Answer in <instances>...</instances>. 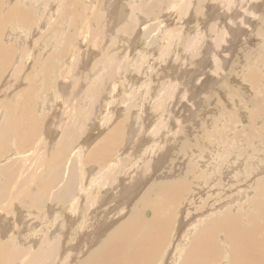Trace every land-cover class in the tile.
I'll use <instances>...</instances> for the list:
<instances>
[{
    "label": "rangeland",
    "instance_id": "rangeland-1",
    "mask_svg": "<svg viewBox=\"0 0 264 264\" xmlns=\"http://www.w3.org/2000/svg\"><path fill=\"white\" fill-rule=\"evenodd\" d=\"M13 1H15V0H13ZM33 1L35 2V0H33ZM36 1H38V0H36ZM43 1L44 0H39L38 1L39 3H41V5H40V7L38 9L40 11L39 13L42 15V18H43L42 19V23H44V24H42V26L39 25V27L41 26V28H40L41 30H40V32L38 30H36L35 34H34V37H37L39 35V33H40V35L42 34L44 36V40L47 37H50V38H52L51 42H53V45L55 43H56V45L57 44L58 45L57 46H53L51 43L49 45L48 44L49 41L47 40L46 44H48L49 47H47L43 51L41 47H40L41 48L40 49L38 46L34 45V42L32 43V41H33L32 38H29V43H28L29 47L28 48H30V50L28 48H26L25 50H21V49H19L17 47V43L15 44V42L13 40H11L9 45H12L14 43V45H13L15 47V49H14L15 52L14 53L16 55V56L12 55V57H15L17 60L14 58L15 60L12 61L13 63H10V61H9V67H11V68H8L7 70H4V71H6L5 73L3 71L4 75L1 73L3 75V77H4L3 79H2L1 74H0V77H1L0 79H2V81L0 80L1 81L0 82V85H1L0 86V94L3 93L2 90H4L5 84H6V82H7V80L9 78L12 79V77H14L13 80L17 81V84H15L14 81L12 80L13 81L12 85L8 84V90L5 91L2 95H0L2 97V101H4V104H5V108L3 106L0 109V127H1L0 128V184H1L0 185V193L2 191V193L0 195L3 194L2 197L5 196L4 198L0 197L1 198V201H0V246H4V247L7 246V247L4 248V250L5 249L8 250V252L5 250L6 253H8V256H7L8 264H13V263H11V261H13L15 263L17 262L16 264H20L21 262H22L21 264H25L26 261H28V263H30V262L34 263L35 262V259H34L35 257L32 258L33 256H31V255H33L35 252L38 253V250H40V248L42 247L41 244H43V242H46V241H44L46 237H47L46 239H48L49 235L50 236H53V235L55 236V232L53 231L52 228L54 227L53 225H55L56 222H58L59 220L56 217L54 219V216H53V219L55 221L51 218V220L48 219L49 221L47 220V221L44 222L40 218H42L44 216V214L46 216H48L50 213H52V214H54L56 216L59 215L57 217H60V214H58V212H57V211H60V210H61L60 211L61 214H62L63 211L64 212L68 211L67 213L71 212L70 208L68 207L66 209L65 205H64V204H68L70 201L66 198L67 201L64 202L63 199L65 200V198H62V200H61V198H58V197H60V196L62 197L63 191L66 190V185L73 181V177L75 178V183L72 185L71 193H74V192H77V191L79 192V190H80L79 187L81 186V183H85L86 182V184H87V181H88V185L89 184L91 185V187L89 185V187L91 189H88V190H92V191H90L91 193H89V198L85 199V200L90 201V203L88 201H86L84 203V206H83L84 210H82V213H84V218L88 217L89 215H92L94 217L98 213V212L96 213L95 209L96 208H101L102 212L100 211L98 213V218L99 219L101 218L100 219L101 221H103V219L105 217H106V220H108L107 218L111 217L109 221H112V220L115 219V221L117 220V225H119L121 222H123V221H120V220L128 219V218H126V216H128L132 210H139V212L141 214L140 215L141 216V219H140L141 221H139L140 224H138V226H137V230L139 231V229L143 226V224H141V223L146 224L145 218H148V217L152 216L154 213H157V212L159 213V211H158V210H160V209H158L159 208L158 204L160 203L159 201L161 199H163L167 195V193H164L163 191H162V194L163 193L166 194V195L163 194L164 197L162 196L161 192H159L161 195L159 193H158V195L156 194L157 196L156 195H152L150 202L146 206L145 205L146 203L145 204L142 203L145 200V196L142 197V195H143V193H145L147 191L146 189H148L149 185L150 184L151 185L154 184V186H157V187L164 186L170 180L175 179V177H176V175H178L179 171L180 172L183 171L182 172L183 176L186 173L188 174V175H185L184 177L186 179V177L189 176V178H187L188 180H186V181L188 183L187 184V188L188 187H190V188H188V190H187V188H185L186 193L184 191V193H183L184 196L180 195V197L177 199L176 203L174 205H172L173 208H170L171 205H169V204L167 205L169 207L166 210H168V209L169 210H173V211H169L168 210L169 219H170L172 225L169 226V228H171V230H168L167 239L163 241L164 246L166 244L167 245H166L165 248H163L164 251L162 249V252H160L162 254L159 253L158 255H160V256L158 258H156V260H154V262H152L151 264H165V263L172 264V262H173V264H175V263L176 264H181L183 261L181 259L178 260V257L180 255V248L187 241V240L182 241L181 236L184 235L183 232L186 231V230L189 231V229H190L189 226H191V228L194 229L199 224V221L202 218H207L211 214V210L219 211L217 209V207H220L221 205H224V207H222L220 209V211L223 210L226 207H227L226 210H228L229 207L230 208L233 207V214L235 213V215H237V217L240 218L239 221H238V224L241 227H246V228L250 229L253 226L252 229H254L253 222L256 223L258 220L260 222L258 221L257 224H259V225L262 224L263 225V223H264L263 214H261L263 217L262 216H257L256 220H254L253 222L250 221V219L252 218V213L254 212L253 210L255 209V207H252V206H254L255 203L257 204V202H258L259 205H261L260 208L262 207L263 210H264V206H263L264 205V195H263V192H261L262 189L260 187H258V182L259 183L260 182H264L263 181V179H264V166H263L264 165V130H263L264 129V119H263L264 118V114H263L264 113V110H263L264 109L263 108L264 107V62H263V60H264L263 59L264 58V50H263L264 49V42L259 40V39L255 40L256 38H260V39L263 38L261 36V34H260V31H259V27H260L259 25L260 24H259V21L257 20V18L253 19L251 17V19H253V21L251 22L252 24L250 22H249L250 23L249 24L248 21H246L250 26L247 25V23L245 21L240 20V23H241L240 24V28H239V26L238 27H233V26L230 27V31H232V30L234 31L235 30L237 32V33L234 32L235 36L236 37L237 36L240 37V38L239 37L235 38V36L233 35L232 38H231L232 40H231L230 37H229V34H227V32H228L227 28L228 27H226V26L229 25L228 15L230 17V14H224V12L221 11L220 14L222 16L221 15L218 16L217 13H218V11H220L219 6L216 7L213 3L205 2L206 4L203 3L204 4V6H203V4H199L197 2L195 3L196 0H193L194 4H192V8L189 10V9H187V0H184V1L181 2V6L186 8L187 11L183 12V11H181V8H180L181 6L179 7L180 8L179 11H178V8L177 9L173 8L175 10L172 9V11H171V8L168 5L163 4V6H162L161 2L158 1V0H149V1L148 0H138L139 2L134 0V2H136L138 5L141 4L140 6L142 7V10L144 11L143 15H144V18H145V19H143V21L141 23H139L141 25H139L138 30H137V32L139 34V38L141 37L142 41L140 40L141 43L139 42L136 47L139 50H141L142 54L141 55H137V57H136V60H138L139 62L134 60V62L136 61L137 64H136V62L135 63L133 62V65L132 64L130 65V66H132V68H135L136 70L137 69L139 70V71H136L137 73L139 72L138 73L139 80H138V82H135V85H139L140 84V86H137L136 88H134V89H136V91H134V89H133L132 91H134V92L130 94L131 96H129L128 93H126V91H125L126 88L125 87H120V85L122 86V84H123V82L120 81V85L118 87V91L122 92V90H123L125 93L122 92L120 94V93L117 92L118 94L116 93L114 96H110V95H113V93H114L113 90H112L113 93L112 92H108L110 87H112L110 85L109 87H107V96L101 95L99 97V99L102 97L101 100H99V99L96 100V98H93V97L90 98V101L87 104V106H85V107L83 106L86 109V111L82 107V105L81 106L78 105L77 108H76L78 111L76 109L73 110V111H74V117L77 114L78 117H75V118L76 119L79 118V119L75 121L76 123L75 122L68 123V121H72L70 119V117H71V115H73V113H72L73 111L72 112L70 111L72 109L70 107L68 109L66 107H63V105L65 106L64 97H65V101H67V102H69L72 97L74 98V101H75V96L73 94H71V93H72L73 83L76 86H78V84H76L74 82V80H76V79H74V74H76V73L78 74L77 68H78V65L82 62L80 59L83 57L84 61H87V62L89 61L90 65L94 64V66L99 65V64L100 65L103 64V66L105 65L104 68H102L103 70L101 69L102 71L99 70V72H98V75L100 73L102 76L107 73V68H106L108 66L107 65L108 63H106L107 61L109 62V65H110V63H111V65L112 64L115 65L117 62H119V59H118L119 57L118 56L115 59L113 57H109L111 59L109 61L107 53L111 52V55L115 56V55H117V49L119 50L120 48L115 47L113 49L111 47V44L113 42L110 39H109V42H104V41H108L107 40L108 36H110V35L112 36L113 34H115L114 33V28H116L117 26L114 27L112 25H108L109 26V27L107 26L108 27L107 28L108 32L106 30V26H103V29L105 28L107 33H110V31H111V33L109 35L106 33V35H108V36H106L107 37V39H106V37L104 35L105 32L103 30H99L97 28L99 23H96L97 26L95 25V22H98L96 20L97 19L96 17L98 15L96 13L97 11L100 13L103 10V12L105 11L107 13V15L111 16L110 19H112V20L115 19V16L113 15V12L117 11V8H118V5H119V0H108V1H111V2H109L110 4L113 3L112 5H110L109 3H108L109 5L106 4L107 7L106 6L105 7L109 11H106L104 8H102L103 6L100 5L102 3V1H104V0H96V4L93 7H92V5L94 4L93 2H95V1L94 0H92V1L88 0V1H90V4H88V6L90 7V5H91V7L89 9L90 12H89V18L87 19V22H86L87 24L84 25L82 23V21H80V24L78 23L77 26H76V23L73 24L74 26L72 28H71V26H69V27H62V26L71 24L74 20H76V16H79V19L81 20L80 15L82 14V12L87 11V9L83 7V3H84L83 0H81L82 2L80 1L78 3L79 5L77 4L78 0H73V1L72 0H67V1L66 0H59V1H57V0H48V2L46 1L45 2L46 4L49 3V2L51 4H53L55 1H56V4L60 3L59 5H56L54 3L55 5L53 4V7L49 3L52 8H46L47 5H45L46 7L44 8L43 6H44L45 3ZM108 1L106 0L104 2L107 3ZM172 1L174 2V0H172ZM66 2H67V5H66ZM123 2L125 3L126 1H123ZM162 2H163V0H162ZM31 5H33V7H34V4L32 2L30 4V6ZM128 5L130 6V4H128ZM58 6H60L61 8L58 7ZM95 6H97V7H95ZM145 6H146V8H145ZM167 6H168V8H164V7H167ZM28 7H29V5H27V8ZM48 7H49V5H48ZM198 7H199V10L197 11L196 9H198ZM31 8H32V6L29 7L30 10H31ZM62 8H64V9H62ZM65 8H69V9L67 10ZM96 8H98V10ZM100 8H101V10H99ZM55 9H57L56 10L57 12L55 11ZM94 9H96L97 11L94 10ZM71 10H73V11L75 10V12H73ZM91 10L93 11V13H92ZM202 10L204 11V13H203ZM130 11L131 10L129 9V12ZM170 11H171V13H169ZM199 11H201V13ZM72 12L75 13V14H72ZM196 12H199L200 14H198ZM56 13H57L58 16L60 15L59 17H61V19L58 18V16H56ZM87 13H88V11H87ZM91 13L93 15L96 13V15H94L96 17H94ZM150 13L153 16H155V17L151 18L150 22H149L148 16L151 15ZM195 13L198 14V15H196ZM67 14H68V16L71 15V14L72 15L69 16L70 17L69 18L67 16ZM147 14H148V16H147ZM201 14H203V15H201ZM213 14L216 15L215 16L216 19L213 16ZM73 15H75V16H73ZM90 15H92L91 18H90ZM145 15L147 16V18H146ZM210 15H211L212 18H210ZM50 16H53V18L51 19ZM65 17L67 19L68 18L69 19L67 20ZM103 17H105V16H103ZM106 18H107V16H106ZM209 18H210V20H208ZM218 18H220V19H218ZM50 19H51V22H50ZM58 19L61 20L59 25L57 23ZM62 19H63V22L65 24L62 22ZM90 19L96 20V21H94L92 23L94 25H92L90 23V22L93 21V20H90ZM213 19H215V20H213ZM66 20L69 21L68 24L66 23ZM88 20H90V21L88 22ZM206 20H208V21H206ZM129 21L131 22V19L128 20L127 23H129ZM209 21L211 23H209ZM147 22H149V23H147ZM234 22H236V21H234V20L231 21V23H234ZM131 23H130V26H131ZM206 23H207V25H206ZM216 23L219 25V27L222 26L221 29H219L218 25L217 26L215 25ZM106 24L107 23H104L103 25H106ZM110 24H113V23L110 22ZM121 24L122 23H119V25H121ZM210 24L211 25L214 24V26H216V30L220 33V39H222V41L219 40L220 44L216 43L215 39L213 40V38H215V36H216V33L212 32L213 29L210 28ZM256 24H257V27H256ZM132 25H134V24H132ZM75 26H76V28H75ZM132 27H130V28L132 29ZM58 28H59L60 32L57 31ZM84 28H85V30L86 29L87 30L85 31ZM92 28H93V30H92ZM95 28H97V29H95ZM173 28H174V30H172ZM209 28H210V30H209ZM76 29H77L78 32L76 31ZM82 29L86 32L84 34L85 36H82V35L79 34V32ZM83 30H82V32H83ZM90 30L93 31L92 32L93 34L95 33L94 36L90 32ZM155 30H157V31H155ZM37 31H38V33H37ZM163 31H165V33ZM200 31H203V33L200 32ZM213 31L215 32V30H213ZM224 31H226V33ZM254 31L256 33H258L259 36L256 35ZM262 31H264V30H262ZM100 32H103V33L100 34ZM168 32H170V33H168ZM174 32H175V34H177V33L178 34L180 33V34L175 36ZM222 32L225 33V34L224 33L222 34L223 37L221 35ZM73 34H74V36H73ZM169 34H170V36L172 35L170 38L169 37L165 38L163 36V35L168 36ZM195 34H198L197 38L200 39V42L198 43L199 45L198 44L196 45L197 47L195 48V51H194V49L191 48L192 45L190 47L188 42H186V45H184V44L182 45V43H183V39L186 36L193 35L196 38L197 35H195ZM240 34H241V36H240ZM253 34L255 35L254 37H253ZM213 35H214V37H212ZM224 35H225V37H224ZM263 35H264V33H263ZM28 36H31V35H27V37ZM71 36H73V37H71ZM86 36H87V40H86ZM193 36H191L192 39H193ZM200 36L203 37V38L201 39ZM74 37H75V39H74ZM76 37H77V39H76ZM114 37H116V34H115V36H113V38ZM248 37H251V38H248ZM14 38L16 39V37H13V39ZM92 38L93 39L95 38V40H93ZM101 38H103L104 40H102ZM143 38H145L147 42H148V39H149V43L153 42L154 44H157V43L158 44L155 45V46H153V44H151V46L148 47L147 45L149 43H147V45L142 48ZM162 38L164 39V41H163ZM178 38H179V40L181 42L178 40ZM57 39H59V41H57ZM70 39H72L73 42L75 40L76 41H80V42H78V44H75L76 46H74V45H71V42H69ZM152 39H154V40L156 39V41H158V42H156V41L154 42V40H152ZM83 40H86V41H83ZM90 40L91 41L93 40V41L91 42ZM98 40L101 43L98 42ZM249 40H250V43H249ZM12 41H13V43H12ZM167 41H168V43L170 42L169 45H168ZM227 41L228 42L230 41V43H228ZM257 41H259V42H257ZM1 42L3 44H6L9 41L6 42L5 38H4V40H2ZM93 42H95V43L93 44ZM102 42H104V43H102ZM165 42H166V44H165ZM247 42H248V44H247ZM251 42H253V43L251 44ZM79 43H81V44H79ZM99 43L101 45L103 44L102 48H101V45ZM91 44H92V46H94L96 44L95 48H94V51H93V47L91 46ZM221 44H222V46H220ZM108 45H110V46L108 47ZM164 46H166V47H164ZM168 46H169V51L170 52L165 54V51L167 52ZM187 46L190 47L191 49H188ZM198 46H200V47H198ZM74 47H75V49H74ZM90 47H91V50H90ZM176 47L179 48V49H177ZM181 47H183V48H181ZM184 48L186 50L188 49L187 50L188 52ZM69 49L73 50V51H76L75 54H74V58L75 59L73 58V61H74V65L76 64L75 66H77V68H75L74 66L73 67L71 66V61L70 60L61 59V52L62 53L69 52L70 51ZM85 49H87V50H85ZM95 49H97V51L101 52L102 55L100 53H98ZM99 49H102L103 52H102V50H99ZM104 49H105V52H104ZM183 50H184V52H183ZM191 50L194 51V52H192ZM24 51L26 52L25 53L26 55H23ZM81 51H83V52H81ZM190 51H191V53H190ZM28 52L29 53L32 52V53L28 54ZM85 52H87V53H85ZM91 52H92V54H90ZM195 52H196L197 55L195 54ZM19 53H22V55L19 54ZM82 53H83V55H82ZM105 53L107 55H105L103 57V55ZM86 54H88L87 58H86ZM96 54H98L99 56H95ZM192 54H193V56H192ZM109 55H110V53H109ZM40 56H41V58H40ZM182 56H183V60H182ZM185 56H187V57H185ZM189 56H190V58H188ZM12 57H9V58L11 59ZM37 57H39L38 58L39 60L37 59ZM94 57L95 58L97 57V58L95 59ZM101 57H103L105 60H103V58H102V61H101ZM175 57L177 59H174ZM214 57H216V58H214ZM25 58H26V60H25ZM51 58H53L54 60H52ZM40 59H41V62L39 63ZM45 59H47V60H45ZM224 59H226L227 61L224 60ZM22 60H23V62H22ZM67 61H68V63H67ZM34 62H36V64ZM38 63L40 64L39 66L37 65ZM58 63L60 65H62V63H64L65 65L63 64L62 66H60V65H58ZM125 63H126V61H125ZM215 63H219V64L216 65ZM10 64H11V66H10ZM135 64H136V66H135ZM48 65H51L52 67L51 66L49 67ZM13 66H14V68H13ZM42 66L43 67H48V70H50L53 67L54 68L52 70H55L56 68L60 70L61 68H63V70L61 69L60 73L61 74H64L62 72L66 73L65 79H67L72 86L70 85L66 89L67 91L58 89V88H60L59 85H61V82H60V80H54L53 76L51 77L52 79H50L51 82L50 83L48 82L47 84H45L46 87L48 86V88L50 87V89L53 88L55 90L54 92L56 94L58 93L57 95L59 96V98L57 97V95L56 96L54 95V97L51 96V99L49 100L48 97H46V94L48 96H49V94L46 93L45 97H46V99H48L47 103H48V101H50V103H49L50 106L51 105L53 106V105L57 104V103H55V99H56V101H59V103H61V106L59 105L60 107L57 106V107H54L53 109L51 107H49L48 108L49 111L52 110L51 114L46 109H43V108H45L46 104L42 106L43 108L41 106H39V110H36L38 116L40 117L41 115L42 116L47 115V117H42V118H44V119L46 118V119H45V121L43 123V126L40 127L41 129H39L40 130L39 133L41 135V134H43V133H45L47 131L46 128H48V124H47V127H46V122L51 118L50 116H53V114H54V117H53L54 120H52V121H54V122H50V120H49V122H50V126L54 123V125L52 126L53 129L51 128V130L52 131L55 130L56 133H54L55 135L51 137L52 142L48 141V143H46V141L43 140L44 138H43L42 135L41 136H42L43 139H41V138L39 139L41 142L39 140H34V142H31L29 144L26 142L27 144L26 143L25 144L27 146L30 145L31 147L26 148L27 149L26 150L24 148L27 147V146L26 145L23 146L22 148H20V150L22 149L21 150L22 153H20L18 147L15 145L16 144V142H15L16 138H11L10 137L11 134L8 135V132H10V130H12V131L14 130L16 133H19V132H17L18 130L16 131L14 128L10 129V125L12 123H15L13 119H15V121L17 123V120H16L17 117L16 116H19L18 117V120H19V118L24 115L23 112H22L23 114L20 113V110L21 111H25V110L19 109L20 107L22 108V104L24 102L22 101V103H19V101H18L20 107L17 108V109L15 108V111H13V112L10 111V110H12V107L14 108V107L19 106V105H17L16 101L19 100V99L21 101V99H22L17 94L18 92L20 93L21 90H19V89H21V87L27 91V89L30 88V87H32V88L36 87L35 89L37 90V88H39V86H41V84H42V82L44 80L43 73L41 75H39L41 68H43ZM68 66L70 67L71 70H68L69 69ZM123 66H125V64L122 63V67ZM192 66H194V68ZM15 67H16V69H15ZM20 68H21V70H19ZM27 68H28V70H27ZM239 68H241V69H239ZM123 69H124V67H123ZM254 69H257L258 72H256V70L254 71ZM16 70H17V73L13 74L14 73L13 71H16ZM18 70H19V72H18ZM22 70H24V72H22ZM67 70L69 72L70 71L71 72L69 73ZM193 70H195V71H193ZM203 70H204V72H203ZM56 71H55L56 73L59 72L58 70H56ZM216 71H218V72H216ZM27 72H28V74H30V76L27 74ZM36 72L38 74H36ZM243 72H244V74H243ZM33 73H35V74H33ZM45 73H47V72H44V74ZM48 73H52V72L49 71ZM135 73H133V74L135 75ZM52 74H54V71H53ZM130 74L132 75V72H130V73L127 72V74L124 76V79L127 78L128 76H129L128 78H132V77H130L131 76ZM14 75L15 76L18 75V76L15 77ZM98 75H96L97 76L96 79L93 78L94 75L92 76L91 80H92L93 83H92V87L90 88V90H92L94 87L97 88V86H99V83L101 81L99 78L101 77V75L99 76V78H98ZM32 77H34V78H32ZM20 78L23 79V80H21ZM84 79H85V77H84ZM94 80H96L95 82H96L97 86H95ZM36 81H38L39 83L36 82ZM55 81H58V82L56 83ZM20 82H22V85L20 84ZM23 82L25 83V85H24ZM33 82H34V84H33ZM80 82H81L80 86L82 85L85 88H87L89 86L88 85L89 83L86 85V81L84 83V80L80 79ZM128 82L130 83V82H132V80L128 81ZM128 82H127V84H129ZM188 83H189V85H188ZM255 83H256V85H255ZM37 84H39V86H37ZM154 84H156V86H153ZM34 85H36V86H34ZM150 85H151V87H150ZM10 86H13V87L16 86L18 89L17 88L13 89V87H10ZM25 86H27V87L25 88ZM123 86H125V85H123ZM15 89H16L17 93L15 92ZM36 90H34V91H36ZM143 90L146 91V92L149 91L148 93H146V95L148 94L147 97H146V95H144L145 93H144ZM150 90H152V91H150ZM154 90H156L155 93H157V94H156V97H154V99L151 100L148 96H149V93L150 92L151 93L154 92ZM110 91H111V89H110ZM141 91H143V92H141ZM170 92H171V94H170ZM42 93H43V91H42ZM6 94L7 95L15 94V95H11V96L6 98V96H7ZM22 94H21V96H22ZM133 94H134V96H133ZM236 94H237V96H236ZM177 95L179 96V98H177L178 97ZM193 95L195 97H193ZM190 96L193 97V98H190ZM239 96H241V97H239ZM15 97H16L17 100L15 99ZM145 97H146V101H145ZM4 98H6V99L4 100ZM130 98H131V100H130ZM165 98H166V100H165ZM10 99L13 101L12 102L13 104L15 102V104H16L15 106L13 105L12 107H10L11 106V105H9V103L11 104V100ZM92 99H94V100H92ZM104 99H107L106 101H109V103L111 101L112 103L109 104L108 110L104 113L105 117L102 116L103 117L102 119H106V120L108 119L109 120L112 117L110 120H112V119L114 120L115 118L119 120L121 117H119L118 115H122V116H124V119L123 118H121V119L124 120V122L127 123L126 125H128V123L132 122V121L135 122L134 125L137 124L136 125L137 128L134 129V127H133V129L135 131L137 130L136 131L137 133L135 134V131L131 127L133 124L130 123L131 125H128L129 127H131V129H129L127 126H124L125 125V123H124V125H123L124 126L123 127L124 128L123 129V133H119V136L121 138L119 137L118 140L120 141L121 139L122 140L124 138L125 139L123 141L121 140L122 142L118 141L117 144H115L111 148V149H113L112 151H109V152L107 151L104 154V156L107 155V160L109 162L106 165H105V163L101 164V163H99L97 161V159L100 158V156L102 155L103 151L101 152V154H99L98 150L95 149L96 150L95 153H92V152H94V148H99L100 147V146H97V145H99V143H100L99 140H100V137H102L101 135H103L104 133L108 132L109 130L115 131L114 130L115 128L113 127V125L117 124V122H116V124L115 123L113 124L112 123L113 121L112 122H108L110 124V125L108 124L109 125V127H108V125L105 123V121L102 122V123H98L97 125L93 123V120H95L96 117H97V115H95L96 113L94 112L95 113L94 114L93 111H91L92 108H93V104L96 105V103L98 101L101 102V101H104ZM123 100H125V101H123ZM136 100H139V102L137 103ZM200 100H201V102H200ZM148 101H149V103H148ZM256 101L257 102L259 101V102L256 103ZM100 102H98V104H100ZM172 102L175 103V104H173ZM7 103H8L9 106L7 105ZM145 103H148V104L145 105ZM66 104H67L66 106L68 107L72 103L70 102V103H66ZM151 104H153V105H151ZM91 105H92V108H90ZM148 105H149V107H148ZM162 105H163V107H162ZM133 106H134V108H133ZM79 107H81L82 109L80 108V110H79L78 109ZM7 108L8 109L11 108V109L8 110ZM88 108H89V111H88ZM5 109H7V111ZM82 110H83V112H82ZM164 110H165V112H164ZM119 111H121V113ZM75 112H76V114H75ZM80 112H82V116H80L81 115ZM252 112H253V114H251ZM170 113H171L172 117H170L171 116ZM92 114H94V115H92ZM129 114H130V116H129ZM250 114H251V116H250ZM88 115H90V116H88ZM94 116H95V118H94ZM116 116H118V117H116ZM5 117H7V118H5ZM68 117H69V120H68ZM175 118H177V119H175ZM64 119H66V121H64ZM80 119H81V121H80ZM86 119H88V120H86ZM127 119H129V122L127 121ZM59 120L60 121L63 120L64 122H66L67 125H65L63 127L62 126L58 127L59 124H57V123H59ZM157 121H158V123H157ZM83 123H85V124H83ZM92 123L96 127L90 130V128L93 127ZM181 123H183V124H181ZM162 124H165V127H164V125L162 126ZM91 125H92V127H91ZM76 128H77V130H76ZM127 128L129 130H131V131L132 130L134 131V132L133 131L132 132H133V134L135 136H133V138L131 137L132 140L128 139L131 143L128 142V140H126L127 139L126 137H128L129 133L131 132V131H127L128 133H126L125 130H128ZM6 130H7V133H6ZM69 130H70V132H69ZM87 130H88V132H87ZM74 131H76V132L74 133ZM168 131H170V132L168 133ZM253 131L255 133H253ZM67 132H69V133H67ZM99 133H102V134H99ZM161 133H162V135L165 134V136H164L165 138H163V136H161ZM155 134H156V136H154ZM4 135H8V136L4 137ZM46 135H48L47 132H46ZM91 135L93 136L94 140H92ZM160 136H161V138H159ZM54 138H55V140H54ZM154 138H156V139H154ZM166 138H167V140H166ZM4 139H7V141H9V143L7 141H5ZM164 139H165V141H164ZM86 140H87V142H86ZM162 140L165 143L167 142V146L162 143ZM35 141H39V144H37L38 142H35ZM81 141L85 142L84 144L88 143L87 146L85 145L86 148H85L84 152H81L83 150L79 147L80 144L83 143ZM171 142H172V144H171ZM35 143L37 144V146H40V147H36ZM64 143H67V146H65ZM168 143L170 145H168ZM31 144H35V145H33V147L35 146L36 149L33 148ZM131 144H133V145H131ZM14 145L16 146V148H15ZM11 146H12V149L10 148ZM124 146H125V148H124ZM185 146H186V149H185ZM120 147H122V148H120ZM148 147H150V148H148ZM168 147L170 149H168ZM6 148L7 149L10 148V149L7 150ZM149 149L151 151H149ZM4 151L6 152V154H4L5 153ZM9 151H11V152H9ZM183 151H185V152H183ZM25 153H26V155H25ZM28 153H30V154H28ZM184 153H186V154H184ZM90 154H92L93 163L89 162L88 160L86 161V158H84V157L89 156ZM57 156H59V158L62 160V165L60 167V170H58L59 169L58 168L57 170H55V171H58V172L54 173L55 171L52 172V170H53V167L56 164V160L58 159V158L57 159L55 158ZM118 156H120V157H118ZM6 157H8V158H6ZM109 157H110V159L112 158V160L115 159L117 162L116 161H111V162H114V163H117V164L119 163V166L118 167H114V168L109 167L110 163H111ZM163 157H165L164 161H163L162 164H160V162H161L160 158H163ZM1 159H3V160H1ZM147 160H148L149 163L151 161V164H149L147 162ZM153 160L154 161L157 160V163L159 165V166L157 165L158 168H156L155 170L153 169L154 171L151 169L152 170V173H151L152 176L150 175L151 177H148L149 179L147 178L146 183L143 184L140 187V189H139L140 191L138 190V192H137V190L134 188L135 192L134 191L133 192H134L135 195L132 194L133 192L131 190H129V188H127L128 184L130 183L131 180L132 181L136 180L137 174L139 173V171L141 172L142 169H145V167L150 166V165H151L150 167H152L153 166L152 163L154 162ZM57 161H59V159ZM65 162H66V166H65ZM126 162H128V163H126ZM210 162H212V163H210ZM259 163H261V164H259ZM213 165H214V167H213ZM68 166L70 167L69 169H68ZM93 166L95 168H93ZM128 166H129V168H128ZM65 167H67L68 170ZM89 167H90V170H89ZM209 167H212V169H210ZM120 168H123V171ZM139 168L141 170H139ZM213 168L216 169L217 171H220V172L215 174ZM78 169H80V172H79ZM181 169H182V171H181ZM134 170L138 171V173L136 171V173H137L136 175L134 174L135 173ZM81 171H82L83 175H85L87 177V181L85 180L84 182H82L81 175H80ZM188 171H190V172H188ZM176 172H177V174H176ZM52 173L54 175H57V173H58L59 176L57 175V177H58V181L57 182H56L57 179H55V181H52V182L49 181V177H51ZM103 174H108L109 175V178H107L108 176L103 178V179L107 180L106 184H105V182L103 183L104 185L101 184V180H103L101 175H103ZM220 174H223V175L221 176ZM38 177H40V178H38ZM78 177L80 178V180H79ZM94 177H96L98 179V181H96V183L93 182V180H91ZM115 177H116V179H115ZM21 178H23V180ZM33 178L34 179L38 178L39 180H37V179L34 180ZM96 178H95V180H96ZM165 178H167V179H165ZM171 178H173V179H171ZM259 178L261 179V181H259L260 180ZM30 179L31 180L33 179L32 181L34 183L36 181L38 183H41V185L43 183H46V182H48V184L51 183L50 189H51V191H54V192H52L53 193L52 195H55V193L58 195V193H59L58 197L55 198V196H53L54 197L53 198L52 195L49 192L50 189H48V188H47V193L48 194L46 192H44V191H43L44 192L43 193L41 190H37L38 188L40 189L41 186H39L38 183L36 182V184L38 186V187H36V184H34ZM119 179H120V181H119ZM24 180H25V183L23 182ZM27 180H29V181H27ZM159 180L160 181L162 180L163 182L162 181L159 182ZM6 181L9 182V184ZM10 181H11V184H10ZM127 181H128V183H127ZM218 181H220V182H218ZM256 181H258V182L256 183ZM29 182H30L31 185H29ZM27 183H28V185H27ZM157 183H161L163 185H161V184L157 185ZM251 183H252V185H251ZM13 184H15L16 186L13 185ZM54 184H56V185H54ZM122 184H123V186H122ZM135 184L136 183H134V185ZM202 184L204 185L203 189L205 187L207 189L205 188L202 191V186H203ZM227 184H229V187H227L228 186ZM32 185H34L35 187L34 186L32 187ZM12 186H14V187L12 188ZM21 186L23 188L24 187H28V189L30 191H27L28 189L24 190L23 188H21ZM102 186H104V187H102ZM194 186L195 187L197 186V189H195ZM6 187H8V188H6ZM29 187H32V188H29ZM121 187H123V188L121 189ZM16 188H18V189L16 190ZM52 188H53V190H52ZM103 188H104V190H102ZM120 189H121V191H120L121 195H120V193L118 194V190H120ZM123 189H124V193H125V191L126 192L127 191H131V192H129V193L127 192V193L124 194V193H122ZM126 189H128V190H126ZM3 191H4L5 194L3 193ZM195 191H196L197 195L199 194L198 196H196ZM23 192H25V193L27 192L28 195H30L29 193H31V195L28 196L27 194H24ZM34 192H36L34 194L35 196L38 195V197H36V199H35V197L33 195ZM200 193H201V195H200ZM23 194H24V196H22ZM42 194H45V195H42ZM240 194H243V195H240ZM9 195L11 196V198H10ZM119 195L120 196L124 195V199H126V201H124V202L127 203V204L122 203L123 202L122 200H118L119 197H120ZM253 195H254V197H253ZM31 196L33 197V199L31 198ZM42 196L44 198H42ZM153 196H155V197H153ZM250 196H251V198H250ZM28 197H29V199L27 200ZM39 197L42 198V199H40ZM50 197L53 200L52 199L50 200ZM90 197H93V199H91ZM96 197H97V201H95ZM199 197H201V198L203 197V199H200ZM241 197H243V199L239 200ZM167 198H168V196H167ZM167 198L165 197V199H167ZM12 199H13V201H12ZM24 199H26V201ZM30 199H32L33 201L32 200H31L32 202L29 201ZM54 199H56V200H54ZM186 199H187V202H186ZM191 199H192V201H191ZM15 200H17V201H15ZM48 200H50V201H48ZM169 200L170 199L168 198V201ZM199 200H202V201L203 200H205V201L207 200L206 201V205H205V201L203 203L202 201H199ZM208 200H209V202H208ZM252 200H254V202ZM262 200H263V202H262ZM24 201H25V204H22ZM56 201L61 203L62 207H60V206L58 207V204H56ZM157 201L159 203H157ZM211 201H212V203H216L217 202L216 205L211 203V205H212L211 206L210 205ZM249 201H252V203L249 202ZM26 202H27L28 205L26 204ZM30 202L33 203V204H31L33 206V210L32 211L29 210L30 208H32L31 205H29ZM41 202L43 203V208L41 206L42 205ZM161 202H163V200H161ZM164 202H166V200H164ZM189 202H190V204H189ZM20 203H21V205H20ZM39 203H41V205ZM72 203H74V201ZM104 203H105V205H104ZM202 203L204 205H200ZM250 203L252 204V206H251ZM4 205L6 206V209H5ZM24 205H26L25 208H24ZM119 205H120V207H119ZM125 205L127 207L125 209V211H124V212H126L125 215H124V212H123V214H122V212L117 213L116 210L119 209V208L121 209ZM197 205H199V206H197ZM213 205H215V207ZM28 206H30V207H28ZM191 206H193V207H191ZM194 206H195V208H194ZM203 206H205L204 208H206V210H204V209L202 210ZM210 206H211V208L208 209V207H210ZM37 207L39 209H37ZM55 207H57V208H55ZM188 207L190 208V211H188L189 210ZM196 207H198V208H196ZM212 207H214V208H212ZM48 208H49V210H48ZM78 208L80 210V206H78ZM260 208H259V210H262ZM196 209H197V212H195ZM28 210H29L30 213L28 212ZM152 210H154V211L152 212ZM115 212H116V216H115ZM161 212L159 213L160 216L162 215ZM168 212H167V214H168ZM207 212H210V213L208 214ZM39 213H41V214H39ZM66 215H67V217H65V218L68 219V214H66ZM193 215H195L196 218L194 217L193 219H194L195 223H197L194 227H192L193 225H191L190 222H189V220L192 218ZM39 216H40V218H39ZM92 216H90V217H92ZM118 216L120 218H118ZM90 217H88V219ZM35 218L36 219L39 218L38 219L39 221L36 220ZM62 221H64V220H62ZM78 221L76 223H74V228L77 227ZM91 222H92V225H90V228H92L94 226V224L97 222V220L96 219H91ZM180 222H181L180 226L184 225V224L185 225L187 224V225H186V227H183L182 233L180 235H178V230H179L178 225H179ZM62 223H63V225L66 224L64 222H62ZM60 225H61V223L58 226H60ZM202 225H204V223H200L201 227H202ZM227 225H231V224L229 223ZM58 226H55V228L58 227ZM187 226L189 228H187ZM231 226L234 227V224L231 225ZM231 226H228V227H231ZM261 226H259V231L257 230L258 232L256 231V229H254L256 231V235L258 234L257 235L258 238L259 237L260 238L264 237L263 236L264 235V227H263L264 225L262 226L263 229L261 228ZM201 227H200V229H201ZM220 227H221V229H219V231L217 232V235H216L217 238H218L217 239L218 241L215 242L217 245H219L217 250L214 251L213 248L215 246H214V244H211L209 249L206 250L198 258L197 252L199 250L197 251L196 248L194 247L193 248V254H194L195 258L191 259V264H220V261H221L222 256H223V246H225V243L223 242L224 241L223 239H224V237H226V240L228 241V236H229L228 232L226 233L228 228L225 229L224 225H221ZM65 228L67 230H65ZM65 228H64L65 235L64 236L62 235L63 242H65L67 240V238L70 237L73 234V232H74V230L68 229L67 226ZM184 228H186V229H184ZM222 228H224V229H222ZM30 230H31V232H30ZM195 231H196V228L193 230L192 233H195ZM228 231H229V229H228ZM28 232H29V234H28ZM259 232H262V233H259ZM66 233L69 234L68 237H67ZM190 233L191 232L186 234V232H185V234L187 235V239L189 238L190 235H192ZM20 235H23V236L21 237ZM31 235H33V236H31ZM59 235H60V233H59ZM138 235H139V237H141L142 234L138 233ZM18 236H20V237H18ZM28 236L31 237V238L33 237L32 238L33 240L31 238H29ZM56 236H57V234H56ZM80 236H82V235H80ZM220 236L223 238L222 241L219 240ZM23 237H24V239H23ZM26 237H28L27 239L29 241L26 239ZM195 237H196V235L191 236L189 238L188 244L183 246L184 250H182V258L186 254L187 255L189 254V244L191 245V243L193 242ZM58 238H60V237H58ZM9 239H11L12 242H10ZM76 239L77 240L74 239V241L72 243H74V242L77 243L79 237H76ZM53 240L56 241L55 239H53ZM53 240L49 242V245H50L51 242H53ZM218 242L219 243L223 242V243H221V245H220ZM3 244H5V245H3ZM68 246L69 245L66 244L64 247L62 246L61 248L62 249L63 248L64 249H66V248L67 249H71ZM175 247H176V249H175ZM61 248H60V250L62 251ZM228 248L230 249V246ZM17 249L19 251H17ZM173 249L176 250V251H174ZM22 251H23V253H22ZM167 251H169V253ZM18 252H19V255H18ZM28 252L30 253V257L32 258V260L29 257ZM178 252H179V255L177 254ZM165 253H168V254H165ZM175 255H177V257H174ZM53 256H54V259L52 260L51 258ZM53 256H51V258L49 259L50 263L47 261L46 264H53L54 262H56L55 258H56L57 255H53ZM170 256L172 258L173 257L174 258L172 259V258H170ZM206 257H208V258L210 257L209 260L206 261L205 260ZM19 258H21V260ZM24 258H25V260H24ZM27 258H28V260H27ZM208 258H206V259H208ZM56 259H58V258H56ZM161 259H163L165 261V263ZM228 259L229 260L232 259V256L228 255ZM18 260H20V261H18ZM169 260H171V261L169 262ZM161 261H162V263H161ZM28 263L26 262V264H28ZM35 263H37V262H35Z\"/></svg>",
    "mask_w": 264,
    "mask_h": 264
},
{
    "label": "bare ground",
    "instance_id": "bare-ground-1",
    "mask_svg": "<svg viewBox=\"0 0 264 264\" xmlns=\"http://www.w3.org/2000/svg\"><path fill=\"white\" fill-rule=\"evenodd\" d=\"M39 1V0H38ZM38 1H36L35 0V2L33 1V0H15V1H13V0H0V74L2 73L3 75H4V73L6 72V71H4V70H7L8 68H11V67H9V61H10V63H13L12 61H14L16 58L15 57H12V55H15V47L13 46L14 45V43H13V41L15 42V44L17 43V47L19 48V49H21V50H25L26 48H28L29 46H28V43H29V38H32L33 39V41H32V43L34 42V45H36V46H38L39 48L41 47L42 48V50L44 51L47 47H49L48 46V44L50 45V43L53 45V42H51L52 41V38H50V37H47L45 40H44V36L41 34L40 35V33H39V35L37 36V37H34V34H35V31L36 30H38L39 32H40V28H41V26H42V24H44V23H42V15L39 13L40 11H39V7H40V5H41V3H39ZM48 2V0H44L43 2L45 3V2ZM57 1H59V0H57ZM67 1V0H66ZM73 1V0H72ZM81 0H78L77 1V4L80 2ZM84 1V3H83V7L84 8H86L87 9V11H88V13H87V11H85V12H82V16L80 15V18H81V20L79 19V16H76V20H74L71 24H69V25H65V26H62V27H69V26H71V28L74 26L73 24H75L76 23V26L78 25V23L80 24V21H82V23L84 24V25H86L87 23V19L89 18V9H90V7H91V5H90V7L88 6V4H90V1H88V0H83ZM92 1V0H91ZM95 2H93L94 4L92 5V7L96 4V0H94ZM104 1H106V0H104ZM104 1H102V3L100 4V5H102L103 7L102 8H104L106 11H109V10H107L106 9V7H107V5L106 4H108L109 2H111V1H108L107 3H105ZM123 1H126L125 3L123 2ZM130 1V2H129ZM135 1H137V2H139L138 0H135ZM149 1V0H148ZM158 1H160L161 2V4H162V6H163V4H165V5H168L170 8H171V11H172V9L173 8H178V11L180 10V8H181V11H183V12H185V11H187V9H191L192 8V4H194L193 3V0H187V9L186 8H184V7H182L181 6V2L182 1H184V0H174V2L172 1V0H163V2H162V0H158ZM31 2L34 4V7H33V5H31L32 6V8H31V10L29 9V7H31L30 6V4H31ZM42 2V3H43ZM82 2V1H81ZM89 2V3H88ZM114 2V1H113ZM152 2V1H151ZM154 2V1H153ZM199 3V4H203V3H205V2H210V3H213L216 7H218L219 6V9H220V11H218V13H217V15L218 16H220L221 14V11L222 12H224V14H230V17H229V15H228V22H229V25L228 26H226V27H228L227 29H228V32H227V34H229V37H230V39L232 38V36L234 35L235 36V34H234V32L235 33H237L235 30L233 31H230V27H238L239 26V28H240V20H243V21H248V23L250 22H252L253 21V19H255V18H257V20L259 21V31H260V34H261V36L263 37L262 39H260V38H256L255 40H261V41H263L264 42V35H263V33H264V31H262V30H264L263 28H264V0H196L195 1V3ZM39 3V4H38ZM50 3V2H49ZM49 3H45L44 4V8L46 7L45 5H47V7L46 8H52L53 7V4L55 3L56 4V1L53 3V4H51L52 5V7L50 6V4ZM59 3V2H58ZM65 3V2H64ZM76 3V2H75ZM100 3V2H99ZM136 2H134V0H119V5H118V8H117V11L116 12H113V15L115 16V19H110V17L111 16H109V15H107V13L104 11L103 12V10H102V12H98L97 10H98V8H96V9H94V10H96L97 12V17L96 16H94V15H96V13L93 15L92 13H93V9L91 10L92 11V15L94 16V17H96L97 19V21L98 22H95V25H96V23H99V25H98V29L99 30H103L105 33H104V35H105V37L106 36H108L110 33H111V31H110V33H107L108 32V30H107V28L109 27L108 25H112V26H114V27H116V28H114V33L116 34V37H114L113 38V36H115V34H113L112 36L110 35V36H108V39H107V37H106V39L108 40V41H104V42H109V39L114 43H112L111 44V47L114 49L115 47H118V48H120L119 50L117 49V55H115V56H113V55H111V52H108L107 54H108V58L109 57H113L114 59L118 56L119 58V62H117L115 65L114 64H112L111 65V63H110V65H109V62L107 61L106 63H108L107 65V73L106 74H104L103 76L99 73V75H98V72H99V70H101L102 68H104V66H103V64L102 65H96V66H94V64H92V65H90V63H89V61L87 62V61H84L83 60V57L80 59L82 62L78 65V68H77V66H75L74 65V61H73V58H74V54H75V52L76 51H73V50H70L69 52H64V53H62L61 52V59H68V60H70L71 61V66L73 67H75V68H77V72H78V74L76 73V74H74V79H76V80H74V82L76 83V84H78V86H76L74 83H73V86L69 83V81L67 80V79H65V76H66V73L65 72H62V73H64V74H61L60 73V71H61V69L63 70V68H61L60 70L59 69H55V70H52L53 68H51L50 70H48V67H43V68H41V70H40V74L39 75H41L42 73H43V75H44V80H43V82H42V84H41V86H39V84H37V86H39V88H37V90L35 89V88H32V87H30V88H28L27 89V91L25 90V89H23L22 87H21V89H19V90H21L20 91V93L18 92H16V89H15V92L22 98L21 99V101H20V99L19 100H17L16 99V97H15V99L17 100L16 101V103H17V105H19V103H22V101L24 102L23 104H22V108L20 107V105L19 106H17V107H12L13 105L15 106L16 104H15V102H14V104L12 103L13 101L11 100V104L9 103V105H11L10 107H12V110H10V109H8V110H10V111H15V108L17 109V108H19V109H23V110H25V111H21L20 110V113H24V115L22 116V117H20L19 118V120H18V117L19 116H16L17 117V123H16V121H15V119H13L14 120V122L15 123H12L11 125H10V129H15L17 132H19V133H16L14 130L12 131V130H10V132H8V135H10L11 134V138H16V146L18 147V149H19V152L20 153H22L21 152V150H20V148H22L23 146H25L27 143L29 144V143H31V142H34V140H39L40 138L41 139H43V140H45L46 141V143H48V141H51L52 142V139H51V137L52 136H54L55 134L54 133H56L55 132V130L54 131H52L51 130V128H52V126L54 125V123L50 126V122H54V121H52V120H54L53 119V117H54V114H53V116H50L51 118L49 119L50 120V122H49V120L46 122V127H47V124H48V128H46V132L48 133V135H46V132L45 133H43V134H41L42 136H43V138H42V136L40 135V130L39 129H41L40 127H42L43 126V123H44V121H45V119L44 118H42V117H47V115H45V116H38V114H37V111L36 110H39V106H43V105H45L46 104V106H45V108H43V109H46L47 111H49V107H51L52 109L54 108V107H57V106H61V103H59V101H56V99H55V103H57V104H55V105H51L50 106V101H48V103H47V100L49 99H51V96L52 97H54V95L56 96L57 94L54 92L55 90L52 88V89H50V87L48 88V86L46 87L45 86V84H47L48 82L50 83L51 81H50V79H52L51 77L53 76V79L54 80H60V82H61V85H59L60 86V88H58V89H60V90H66L70 85L72 86V93L71 94H73L74 96H75V101H74V98L72 97L71 98V100L69 101V102H67V101H65V97H64V103H65V106L63 105V107H66L67 109L70 107V108H72L70 111L72 112L73 110H75L76 108H77V106L78 105H82V107L84 106H87V104L89 103V101H90V98H96V100H98L99 99V97L101 96V95H105V96H107V87H109L110 85L112 86V87H110V89H111V91H110V89H109V91L108 92H112V90L114 91V93H113V95H110V96H114L117 92L118 93H122V92H124L123 90H122V92L121 91H118V87H119V85H120V81L121 82H123V84H122V86L120 85V87H125L126 89H125V91H126V93H128V95L129 96H131L130 94L131 93H133L134 91H136V89H134V88H136L137 86H140V84L139 85H135V82H138V80H139V75H138V73L136 72V71H139L138 69L136 70L135 68H132V66H130L131 64L133 65V62H134V60H136V57H137V55H141L142 54V52H141V50H139L136 46H137V44L140 42V40L142 41V39H141V37L139 38V34H138V32H137V30H138V27H139V25H141V24H139V23H141L142 21H143V19H145L144 18V11L142 10V7L140 6V5H138L137 3L135 4ZM54 4V5H55ZM60 4V3H59ZM59 4H56V5H59ZM92 4V3H91ZM110 4V3H109ZM108 4V5H109ZM113 4V3H112ZM112 4H110V5H112ZM128 4H130V6L128 5ZM206 4V3H205ZM27 5H29V7L27 8ZM48 5H49V7H48ZM66 5H67V2H66ZM75 5V4H74ZM79 5V4H78ZM115 5V4H114ZM106 6V7H105ZM158 6V5H157ZM161 6V5H160ZM168 6L167 7H164V8H168ZM181 6V7H180ZM195 6V5H194ZM203 6H204V4H203ZM58 7H60V6H58ZM65 7V6H64ZM74 7V6H73ZM76 7V6H75ZM82 7V8H83ZM95 7H97V6H95ZM101 7V6H100ZM151 7V6H150ZM180 7V8H179ZM197 7V6H196ZM61 8V7H60ZM59 8V9H60ZM71 8V7H70ZM83 8V9H84ZM109 8V7H108ZM145 8H146V6H145ZM144 8V9H145ZM42 9V8H41ZM62 9H64V8H62ZM65 9H69V8H65ZM129 9L131 10L130 12H129ZM150 9V8H149ZM205 9V8H204ZM50 10V9H49ZM57 9H55V11H56ZM99 10H101V8L99 9ZM173 10H175V9H173ZM197 11L199 10V7H198V9H196ZM260 10V11H259ZM44 11V10H43ZM42 11V12H43ZM54 11V12H55ZM62 11V10H61ZM65 11V10H64ZM71 11H73V10H71ZM81 11V10H80ZM147 11V10H146ZM171 11L169 12V13H171ZM177 11V10H176ZM203 11V10H202ZM258 11V12H257ZM41 12V13H42ZM52 12V11H51ZM50 12V13H51ZM57 12V11H56ZM73 12H75V10L73 11ZM72 12V14H75V13H73ZM95 12V11H94ZM166 12V11H165ZM168 12V11H167ZM200 13H201V11H199ZM199 12H196V13H198V14H200ZM46 13V12H45ZM68 13V12H67ZM70 13V12H69ZM80 13V12H79ZM78 13V14H79ZM182 13V12H181ZM195 13V14H196ZM203 13H204V11H203ZM44 14V13H43ZM66 14V13H65ZM71 14V15H72ZM106 14V15H105ZM146 14V13H145ZM151 14V13H150ZM149 14V15H150ZM198 14H196V15H198ZM216 14V13H215ZM215 14H213V16L215 17L216 15ZM41 15V16H40ZM71 15H69V16H71ZM92 15H90V18H91V16ZM160 15V14H159ZM201 15H203V14H201ZM263 15V16H262ZM56 16H58L57 15V13H56ZM60 16V15H59ZM58 16V18H60L61 19V17H59ZM62 16V15H61ZM67 16H68V14H67ZM68 16V17H69ZM73 16H75V15H73ZM72 16V17H73ZM103 16H105V17H103ZM106 16H107V18H106ZM146 16V15H145ZM147 16H148V14H147ZM147 16H146V18H147ZM206 16V15H205ZM222 16V15H221ZM153 17H155V16H153L152 14L150 15V16H148V18H149V22H150V19L151 18H153ZM251 17L253 18V19H251ZM50 18L52 19L53 18V16H50ZM66 18V17H65ZM70 18V17H69ZM68 18V19H69ZM75 18V17H74ZM206 18V17H205ZM210 18H212L211 17V15H210ZM210 18L208 19V20H210ZM249 18V19H248ZM51 19H50V22H51ZM60 19H58V21H57V23H58V25H59V23L61 22V20ZM67 19V18H66ZM67 19V20H68ZM106 19V20H105ZM131 19V22L129 21V23H127V21L128 20H130ZM155 19V18H154ZM215 19H216V17H215ZM215 19H213V20H215ZM218 19H220V18H218ZM66 20V23L68 24V22L69 21H67ZM90 20H93V19H90ZM90 20H88V22L90 21ZM96 20H93L92 22H90L91 24L94 22V21H96ZM208 20H206V21H208ZM236 21V22H234V23H231V21ZM45 21V20H44ZM54 21V20H53ZM65 21V20H64ZM105 21V22H104ZM48 22V21H47ZM62 22H63V19H62ZM110 22H112L113 24H110ZM149 22H147V23H149ZM244 22V23H245ZM64 23V22H63ZM89 23V24H90ZM104 23H107L106 25H103ZM119 23H122L121 25H119ZM130 23H131V26H130ZM209 23H211L210 21H209ZM247 23V22H246ZM247 23V25H249ZM255 23V22H254ZM50 24V23H49ZM48 24V25H49ZM65 24V23H64ZM132 24H134V25H132ZM144 24V23H143ZM146 24V23H145ZM163 24V23H162ZM161 24V25H162ZM231 24V25H230ZM252 24V23H251ZM39 25H41L40 27H39ZM63 25V24H62ZM92 25H94V24H92ZM148 25V24H147ZM206 25H207V23H206ZM216 26L218 25L217 23L215 24ZM76 26H75V28H76ZM80 26V25H79ZM91 26V25H90ZM97 26V25H96ZM103 26H106V30H107V32H106V30H105V28L103 29ZM108 26V27H107ZM133 26V27H132ZM156 26V25H155ZM216 26H214V24L213 25H211L210 24V28H212L213 30H215V32L212 30V32L213 33H216V36H215V38H213V40L215 39V42L216 43H219V40H221L222 41V39H220V33L216 30ZM242 26V25H241ZM245 26V25H244ZM250 26V25H249ZM85 27V26H84ZM130 27H132V29L130 28ZM147 27V26H146ZM159 27V26H158ZM218 27H219V25H218ZM221 27L222 26H220L219 27V29H221ZM252 27V26H251ZM256 27H257V24H256ZM88 28V27H87ZM97 28H95V29H97ZM210 28H209V30H210ZM244 28V27H243ZM53 29V28H52ZM81 29V28H80ZM79 29V30H80ZM130 29V30H129ZM177 29V28H176ZM218 29V28H217ZM234 29V28H233ZM48 30V29H47ZM70 30V29H69ZM83 30V29H82ZM82 30L79 32V34L80 35H82V36H85L84 34L86 33L85 31L87 30H85V28H84V30H83V32H82ZM89 30V29H88ZM92 30H93V28H92ZM110 30V29H109ZM151 30V29H150ZM170 30V29H169ZM172 30H174V28L172 29ZM206 30V29H205ZM224 30V29H223ZM255 30V29H254ZM38 31H37V33H38ZM58 32H60V30H59V28H58V30H57ZM76 31H77V29H76ZM98 31V30H97ZM131 31V32H130ZM147 31V30H146ZM155 31H157V30H155ZM50 32V31H49ZM78 32V31H77ZM76 32V33H77ZM88 32V31H87ZM90 32L92 33L93 31H91L90 30ZM164 33H165V31H163ZM173 32V31H172ZM179 32V31H178ZM199 32V31H198ZM200 32H202L203 33V31H200ZM225 33H226V31H224ZM224 32H222L221 33V35L224 33ZM243 32V31H242ZM255 32V31H254ZM36 33V34H37ZM46 33V32H45ZM70 33V32H69ZM75 33V34H76ZM101 33H103V32H100V34ZM106 33L108 34V35H106ZM168 33H170V32H168ZM197 33V32H196ZM224 33V34H225ZM239 33V32H238ZM244 33V32H243ZM242 33V34H243ZM252 33V32H251ZM72 34V33H71ZM93 34V33H92ZM95 34V33H94ZM94 34H93V36H94ZM152 34V33H151ZM150 34V35H151ZM167 34V33H166ZM173 34V33H172ZM174 34H175V32H174ZM180 34V33H179ZM178 33L177 34H175V36H177V35H179ZM245 34V33H244ZM255 34L256 35H258L259 36V34L258 33H256L255 32ZM27 35H31V36H28L27 37ZM33 35V36H32ZM60 35V34H59ZM64 35V34H63ZM62 35V36H63ZM87 35V34H86ZM149 35V36H150ZM160 35V34H159ZM195 35H197L196 36V38L193 36V35H189V36H186L184 39H183V43H182V45L184 44V45H186V42H188V44H189V46L191 47V45H192V49H194V51H195V48L197 47L196 45L200 42V39H198L197 37H198V34H195ZM204 35V34H203ZM73 36H74V34H73ZM73 36H71V37H73ZM77 36V35H76ZM145 36V35H144ZM165 38L166 37H171L170 36V34L168 35V36H165V35H163ZM174 36V35H173ZM191 36H193V39L191 38ZM206 36V35H205ZM240 36H241V34H240ZM255 35L253 34V37H254ZM13 37H16V39L14 38L13 39ZM102 37V36H101ZM110 37V38H109ZM159 37V36H158ZM162 37V36H161ZM183 37V36H182ZM201 37V36H200ZM212 37H214V35L212 36ZM222 37H223V35H222ZM224 37H225V35H224ZM239 36H235V38H238ZM4 38H5V41L7 42V41H9V42H7L6 44H3L1 41L2 40H4ZM59 38V37H58ZM96 38V37H95ZM95 38L93 39V40H95ZM160 38V37H159ZM180 38V37H179ZM179 38H178V40H179ZM195 38V39H194ZM203 37H201V39H202ZM209 38V37H208ZM240 38V37H239ZM248 38H251V37H248ZM74 39H75V37H74ZM76 39H77V37H76ZM97 39V38H96ZM102 40H104L103 38H101ZM132 39V40H131ZM158 39V38H157ZM163 39V38H162ZM175 39V38H174ZM229 39V40H230ZM11 40H13L12 41V45H9V43L11 42ZM49 41L48 42V44H46V41ZM61 40V39H60ZM86 40H87V36H86ZM86 40H83V41H86ZM92 40V41H93ZM152 40H154V39H152ZM166 40V39H165ZM170 40V39H169ZM173 40V39H172ZM177 40V41H178ZM232 40V39H231ZM230 40V41H231ZM57 41H59V39H57ZM91 41V40H90ZM89 41V42H90ZM91 41V42H92ZM156 41V39L154 40V42ZM163 41H164V39H163ZM180 41V40H179ZM205 41V40H204ZM230 41L228 42V43H230ZM31 42V41H30ZM69 42H71V45H74V46H76L75 44H78V42H80V41H72V39H70L69 40ZM96 42V41H95ZM95 42H93V44L95 43ZM98 42H100L99 40H98ZM97 42V43H98ZM104 42H102V43H104ZM156 42H158V41H156ZM172 42V41H171ZM181 42V41H180ZM245 42V41H244ZM257 42H259V41H257ZM58 43V42H57ZM101 43V42H100ZM99 43V44H100ZM141 43V42H140ZM147 43H149V39H148V42L146 41V39L145 38H143V42H142V48L144 47V46H146L147 45ZM167 43H168V41H167ZM170 43V42H169ZM169 43H168V45H169ZM227 43V44H228ZM249 43H250V40H249ZM253 42H251V44H252ZM79 44H81V43H79ZM88 44V43H87ZM98 44V45H99ZM106 44V43H105ZM151 44H153V46H155V45H157V44H154L153 42H151V43H149L147 46L148 47H150L151 46ZM162 44V43H161ZM165 44H166V42H165ZM179 44V43H178ZM220 44V43H219ZM236 44V43H235ZM247 44H248V42H247ZM19 45V46H18ZM58 45V44H57ZM56 45V43L53 45V46H57ZM96 45V44H95ZM95 45L94 46H92V44H91V46L93 47V51H94V48H95ZM101 45V44H100ZM99 45V46H100ZM171 45V44H170ZM199 45V44H198ZM43 46V47H42ZM102 46H103V44L101 45V48H102ZM106 46V45H105ZM110 45H108V47H109ZM163 46V45H162ZM220 46H222V44L220 45ZM263 46V45H262ZM32 47V46H31ZM80 47V46H79ZM88 47V46H87ZM98 47V46H97ZM141 47V46H140ZM164 47H166V46H164ZM171 47V46H170ZM185 47V46H184ZM188 47V46H187ZM190 47H188V49H191ZM198 47H200V46H198ZM40 48V49H41ZM70 48V47H69ZM177 48V47H176ZM181 48H183V47H181ZM250 48V47H249ZM29 50H30V48H28ZM52 49V48H51ZM74 49H75V47H74ZM81 49V48H80ZM171 49V48H170ZM177 49H179V48H177ZM185 49V48H184ZM187 49V50H188ZM259 49V48H258ZM28 50V51H29ZM85 50H87V49H85ZM89 50V49H88ZM90 50H91V47H90ZM96 51H97V49H95ZM99 50H102V49H99ZM181 50V49H180ZM186 50V49H185ZM186 50V51H187ZM197 50V49H196ZM264 50V49H263ZM27 51V50H26ZM32 51V50H31ZM40 51V50H39ZM68 51V50H67ZM173 51V50H172ZM192 51V50H191ZM191 51H190V53H191ZM194 51H192V52H194ZM20 52V51H19ZM81 52H83V51H81ZM89 52V51H88ZM98 53H100L101 54V52H99V51H97ZM102 52H103V50H102ZM104 52H105V49H104ZM170 51H169V46H168V49H167V52L165 51V54L166 53H169ZM183 52H184V50H183ZM188 52V51H187ZM215 52V51H214ZM18 53V52H17ZM26 52L24 51V54L23 55H26L25 54ZM32 53V52H31ZM31 53H29L28 52V54H31ZM34 53V52H33ZM80 53V52H79ZM85 53H87V52H85ZM109 53H110V55H109ZM115 53V52H114ZM113 53V54H114ZM222 53V52H221ZM227 53V52H226ZM247 53V52H246ZM19 54H21L22 55V53H19ZM18 54V55H19ZM90 54H92V52L90 53ZM106 53L103 55V57L105 56V55H107ZM116 54V53H115ZM158 54V53H157ZM171 54V53H170ZM180 54V53H179ZM195 54H196V52H195ZM203 54V53H202ZM228 54V53H227ZM258 54V53H257ZM256 54V55H257ZM260 54V53H259ZM41 55V54H40ZM82 55H83V53H82ZM102 55V54H101ZM100 55V56H101ZM197 55V54H196ZM226 55V54H225ZM16 56V55H15ZM71 56V57H70ZM76 56V55H75ZM81 56V55H80ZM87 56H88V54H86V58H87ZM95 56H99L98 54H96ZM165 56V55H164ZM184 56V55H183ZM183 56H182V60H183ZM192 56H193V54H192ZM195 56V55H194ZM9 57H12L11 59L9 58ZM20 57V56H19ZM35 57V56H34ZM51 57V56H50ZM103 57H101V61H102V58ZM155 57V56H154ZM161 57V56H160ZM174 57V56H173ZM185 57H187V56H185ZM184 57V58H185ZM199 57V56H198ZM236 57V56H235ZM251 57V56H250ZM262 57V56H261ZM15 58V59H14ZM39 57H37V59H38ZM40 58H41V56H40ZM48 58V57H47ZM80 58V57H79ZM85 58V57H84ZM95 58V57H94ZM97 58V57H96ZM95 58V59H96ZM139 58V57H138ZM137 58V59H138ZM167 58V57H166ZM188 58H190V56L188 57ZM214 58H216V57H214ZM222 58V57H221ZM10 59V60H9ZM52 60H54L53 58H51ZM75 59V58H74ZM154 59V58H153ZM171 59V58H170ZM174 59H177L176 57L174 58ZM193 59V58H192ZM264 59V58H263ZM17 60V59H16ZM25 60H26V58H25ZM39 60V59H38ZM37 60V61H38ZM45 60H47V59H45ZM103 60H105L104 58H103ZM111 59L109 58V61H110ZM199 60V59H198ZM210 60V59H209ZM215 60V59H214ZM224 60H226V59H224ZM261 60V59H260ZM34 61V60H33ZM63 61V60H62ZM98 61V60H97ZM100 61V62H101ZM125 61H126V63H125ZM137 62H139L138 60H136ZM135 61V62H136ZM177 61V60H176ZM217 61V60H216ZM227 61V60H226ZM253 61V60H252ZM251 61V62H252ZM22 62H23V60H22ZM41 62V59H40V61H39V63ZM59 62V61H58ZM95 62V61H94ZM134 62V63H135ZM137 62H136V64H137ZM220 62V61H219ZM263 62H264V60H263ZM15 63V62H14ZM35 64H36V62H34ZM37 64L38 66L40 65V64ZM53 63V62H52ZM60 63V62H59ZM58 63V65H60ZM67 63H68V61H67ZM76 63V62H75ZM113 63V62H112ZM122 63L123 64H125V66H123L124 67V69H123V67H122ZM192 63V62H191ZM214 63V62H213ZM261 63V62H260ZM25 64V63H24ZM64 63H62V65H63ZM70 64V63H69ZM105 64V63H104ZM136 64H135V66H136ZM216 65L217 64H219V63H215ZM254 64V63H253ZM13 65V64H12ZM36 65V66H37ZM62 65H60V66H62ZM65 65V64H64ZM68 65V64H67ZM147 65V64H146ZM10 66H11V64H10ZM46 66V65H45ZM49 67L51 66V65H48ZM55 66V65H54ZM143 66V65H142ZM177 66V65H176ZM240 66V65H239ZM52 67V66H51ZM69 67V66H68ZM67 67V68H68ZM190 67V66H189ZM193 68H194V66H192ZM198 67V66H197ZM214 67V66H213ZM253 67V66H252ZM13 68H14V66H13ZM23 68V67H22ZM25 68V67H24ZM222 68V67H221ZM236 68V67H235ZM246 68V67H245ZM15 69H16V67H15ZM213 69V68H212ZM223 69V68H222ZM239 69H241V68H239ZM19 70H21V68L19 69ZM19 70H18V72H19ZM27 70H28V68H27ZM56 70H58L59 72L58 73H56L57 71ZM68 70H71L70 69V67H69V69ZM67 70V71H68ZM74 70V69H73ZM72 70V71H73ZM103 70V69H102ZM101 70V71H102ZM210 70V69H209ZM219 70V69H218ZM225 70V69H224ZM237 70V69H236ZM256 70V72H258L257 71V69H254V71ZM3 71H4V73H3ZM11 71V70H10ZM49 71H51L52 73H53V71H54V74H52V73H48ZM56 71V72H55ZM193 71H195V70H193ZM206 71V70H205ZM262 71V70H261ZM260 71V72H261ZM8 72V71H7ZM14 73L13 74H16L17 73V70L16 71H13ZM22 72H24V70H22ZM21 72V73H22ZM44 72H47V73H45L44 74ZM69 72V71H68ZM67 72V73H68ZM71 72V71H70ZM69 72V73H70ZM127 72H132V75L130 76V77H132V78H125L124 79V76L127 74ZM136 72V73H135ZM164 72V71H163ZM203 72H204V70H203ZM216 72H218V71H216ZM246 72V71H245ZM11 73V72H10ZM32 73V72H31ZM133 73H135V75L133 74ZM192 73V72H191ZM194 73V72H193ZM1 74V77H2V79L4 78L3 77V75ZM27 74H28V72H27ZM33 74H35V73H33ZM36 74H38L37 72H36ZM238 74V73H237ZM243 74H244V72H243ZM29 76H30V74H28ZM27 75V76H28ZM32 75V74H31ZM38 75V76H39ZM94 75V76H93ZM96 75H98V78H99V76L101 75V77L99 78L101 81H100V83H99V86H97L96 85V80H94V83H95V86H97V88H93L92 90H90V88L92 87V80H91V78H92V76H93V78H95L96 79ZM13 76V75H12ZM15 76V75H14ZM16 76H18V75H16ZM15 76V77H16ZM77 76V77H76ZM171 76V75H170ZM193 76V75H192ZM0 77V78H1ZM81 77V78H80ZM84 77H85V79H84ZM215 77V76H214ZM13 78L14 77H12V79L11 78H9L8 80H7V82H6V84H5V88H4V90H2L3 91V93L5 92V91H7L8 90V84L10 85H12V83H13ZM19 78V77H18ZM32 78H34V77H32ZM222 78V77H221ZM2 79H0L1 81H2ZM11 79V80H10ZM21 79V78H20ZM28 79V78H27ZM80 79L81 80H84V83H85V81H86V85L88 84L89 86L87 87V88H85L84 86H80V84H81V82H80ZM161 79V78H160ZM13 80V81H12ZM17 80V79H16ZM21 80H23V79H21ZM132 80V82H128V81H131ZM151 80V79H150ZM240 80V79H239ZM254 80V79H253ZM0 81V82H1ZM25 81V80H24ZM29 81V80H28ZM165 81V80H164ZM186 81V80H185ZM191 81V80H190ZM206 81V80H205ZM213 81V80H212ZM26 82V81H25ZM36 82H38V81H36ZM56 83L58 82V81H55ZM54 82V83H55ZM59 82V83H60ZM127 82L129 83V84H127ZM162 82V81H161ZM211 82V81H210ZM251 82V81H250ZM14 83L15 84H17V81H14ZM24 83V82H23ZM27 83V82H26ZM29 83V82H28ZM39 83V82H38ZM53 83V84H54ZM55 83V84H56ZM147 83V82H146ZM183 83V82H182ZM14 84V85H15ZM20 84L22 85V82H20ZM33 84H34V82H33ZM98 84V83H97ZM162 84V83H161ZM166 84V83H165ZM215 84V83H214ZM24 85H25V83H24ZM29 85V84H28ZM57 85V84H56ZM123 85H125V86H123ZM146 85V84H145ZM163 85V84H162ZM176 85V84H175ZM188 85H189V83H188ZM255 85H256V83H255ZM254 85V86H255ZM1 86V85H0ZM33 86V85H32ZM34 86H36V85H34ZM58 86V85H57ZM94 86V85H93ZM153 86H156V84H154ZM164 86V85H163ZM253 86V85H252ZM3 87V86H2ZM10 87H13V86H10ZM20 87V86H19ZM24 87V86H23ZM27 86H25V88H26ZM145 87V86H144ZM150 87H151V85H150ZM14 88H17L16 86L15 87H13V89ZM140 88V87H139ZM18 89V88H17ZM36 90V91H34V90ZM49 89V90H48ZM134 89V91H132ZM145 89V88H144ZM153 89V88H152ZM155 89V88H154ZM163 89V88H162ZM254 89V88H253ZM23 90V91H22ZM121 90V89H120ZM190 90V89H189ZM205 90V89H204ZM256 90V89H255ZM12 91V90H11ZM18 91V90H17ZM42 91H43V93H42ZM67 91V90H66ZM144 91V90H143ZM143 91H141V92H143ZM150 91H152V90H150ZM159 91V90H158ZM176 91V90H175ZM174 91V92H175ZM13 92V91H12ZM11 92V93H12ZM149 92V91H148ZM148 92H146V91H144V95H146V93H148ZM156 92V90H154V92H150L149 93V98L152 100V99H154V97H156V94L157 93H155ZM161 92V91H160ZM167 92V91H166ZM205 92V91H204ZM2 93V94H3ZM23 93V94H22ZM46 93H48L49 94V96L46 94ZM60 93V92H59ZM117 93V94H118ZM125 93V92H124ZM2 94H0V95H2ZM10 94V93H9ZM21 94H22V96H21ZM45 94H46V97H48V99H46V97H45ZM110 94V93H109ZM108 94V95H109ZM135 94V93H134ZM134 94H133V96H134ZM170 94H171V92H170ZM199 94V93H198ZM257 94V93H256ZM7 95V94H6ZM11 95H15V94H11ZM11 95H7L6 96V98L7 97H9V96H11ZM127 95V94H126ZM127 95V96H128ZM148 95V94H147ZM147 95H146V97H147ZM161 95V94H160ZM163 95V94H162ZM17 96V95H16ZM67 96V95H66ZM72 96V95H71ZM104 96V97H105ZM136 96V95H135ZM151 96V97H150ZM178 96V95H177ZM236 96H237V94H236ZM57 97L59 98V96L57 95ZM120 97V96H119ZM146 97H145V101H146ZM165 97V96H164ZM193 97H195L194 95H193ZM193 97H191L190 96V98H193ZM207 97V96H206ZM239 97H241V96H239ZM6 98H4V100L6 99ZM12 98V97H11ZM61 98V97H60ZM102 98V97H101ZM101 98L99 99V100H101ZM170 98V97H169ZM177 98H179V96L177 97ZM185 98V97H184ZM256 98V97H255ZM63 99V98H62ZM127 99V98H126ZM143 99V98H142ZM199 99V98H198ZM54 100V99H53ZM92 100H94V99H92ZM107 99H104V101H98V102H100V104H98V102L96 103V105H94L93 104V108H92V105L90 106V108H92V110L91 111H93V113L95 114V115H97V117H96V119L95 120H93V123L94 124H98V123H102V122H104L105 121V123L108 125L109 123L108 122H112L113 124L115 123L116 124V122H117V124L116 125H113L112 123V125H113V127L115 128L114 130L115 131H111V130H109L108 132H106V133H104L103 135H101L102 137H100V143H99V145H97V146H100L99 148H94V152H92V153H95V149H97L98 150V153L99 154H101V152H102V155L100 156V158H98L97 159V161L99 162V163H101V164H103V163H105V165L107 164V163H109L108 162V160H107V155H105L104 156V154L108 151H112L113 149H111L115 144H117V142L119 141L118 140V138L120 137L119 136V133H123V127L124 126H127L129 129H131V127H132V129H133V127H134V129L135 128H137V124L136 125H134V123L135 122H129V119H127V121L129 122L128 123V125H131L130 123H132L133 125L131 126V127H129L128 125H126L127 123L126 122H124V120H122L121 118H123L124 119V116H122V115H118L119 117H121L119 120L118 119H112V120H106V119H102L103 117H105V112L108 110V108H109V104H111L112 102L110 101V103H109V101H106ZM130 100H131V98H130ZM150 100V101H151ZM156 100V99H155ZM165 100H166V98H165ZM18 101H19V103H18ZM123 101H125V100H123ZM122 101V102H123ZM162 101V100H161ZM172 101V100H171ZM231 101V100H230ZM252 101V100H251ZM7 102V101H6ZM10 102V101H9ZM72 103L70 106H66L67 104L66 103ZM131 102V101H130ZM136 102L138 103L139 102V100H136ZM160 102V101H159ZM189 102V101H188ZM200 102H201V100H200ZM259 102V101H258ZM257 101H256V103H258ZM263 102V101H262ZM93 103V102H92ZM125 103V102H124ZM148 103H149V101H148ZM148 103H145V105H147ZM173 103V102H172ZM181 103V102H180ZM52 104V103H51ZM98 104V105H97ZM107 104V105H106ZM160 104V103H159ZM170 104V103H169ZM173 104H175V103H173ZM189 104V103H188ZM7 105H8V103H7ZM8 105V106H9ZM138 105V104H137ZM151 105H153V104H151ZM178 105V104H177ZM254 105V104H253ZM258 105V104H257ZM260 105V104H259ZM4 106V108H5V104H4V101H2V97L0 96V109L2 108ZM59 106V107H60ZM83 107V108H84ZM89 107V106H88ZM148 107H149V105H148ZM162 107H163V105H162ZM166 107V106H165ZM253 107V106H252ZM256 107V106H255ZM50 108V109H51ZM80 108L81 107H79L78 109L80 110ZM133 108H134V106H133ZM261 108V107H260ZM264 108V107H263ZM7 109H5L6 111H7ZM41 109V108H40ZM82 109V108H81ZM85 109V108H84ZM42 110V109H41ZM77 110V109H76ZM122 110V109H121ZM148 110V109H147ZM152 110V109H151ZM182 110V109H181ZM195 110V109H194ZM198 110V109H197ZM196 110V111H197ZM245 110V109H244ZM261 110V109H260ZM264 110V109H263ZM5 111V112H6ZM44 111V110H43ZM46 111V112H47ZM78 111V110H77ZM76 111V112H77ZM85 111H86V109H85ZM88 111H89V108H88ZM112 111V110H111ZM158 111V110H157ZM172 111V110H171ZM176 111V110H175ZM174 111V112H175ZM183 111V110H182ZM50 112V114H51V112H52V110L51 111H49ZM76 112H75V114H76ZM82 112H83V110H82ZM82 112H80L81 113V115L80 116H82ZM118 112V111H117ZM120 113H121V111H119ZM135 112V111H134ZM164 112H165V110H164ZM235 112V111H234ZM242 112V111H241ZM254 112V111H253ZM253 112L251 113V114H253ZM263 112V111H262ZM22 113V114H23ZM44 113V112H43ZM48 113V112H47ZM67 113V112H66ZM73 113V115H71V117H70V119L72 120V121H68L69 120V117H68V123H72V122H75L76 120H78L79 118H75V117H78V115L76 114V116L74 117V111L72 112ZM78 113V112H77ZM87 113V112H86ZM91 113V112H90ZM132 113V112H131ZM130 113V114H131ZM183 113V112H182ZM227 113V112H226ZM11 114V113H10ZM42 114V113H41ZM46 114V113H45ZM94 114H92V115H94ZM118 114V113H117ZM130 114H129V116H130ZM246 114V113H245ZM251 114H250V116H251ZM262 114V113H261ZM264 114V113H263ZM40 115V114H39ZM85 115V114H84ZM126 115V114H125ZM146 115V114H145ZM149 115V114H148ZM161 115V114H160ZM170 115H171V113H170ZM56 116V115H55ZM86 116V115H85ZM88 116H90V115H88ZM103 116V117H102ZM113 116V115H112ZM118 116H116V117H118ZM153 116V115H152ZM169 116V115H168ZM230 116V115H229ZM9 117V116H8ZM13 117V116H12ZM15 117V118H16ZM92 117V116H91ZM110 117V116H109ZM114 117V116H113ZM170 117H172V115L170 116ZM174 117V116H173ZM259 117V116H258ZM5 118H7V117H5ZM14 118V117H13ZM64 118V117H63ZM84 118V117H83ZM90 118V117H89ZM94 118H95V116H94ZM141 118V117H140ZM178 118V117H177ZM177 118H175V119H177ZM216 118V117H215ZM251 118V117H250ZM82 119V118H81ZM81 119H80V121H81ZM92 119V118H91ZM183 119V118H182ZM234 119V118H233ZM264 119V118H263ZM86 120H88V119H86ZM116 120V121H115ZM132 120V119H131ZM241 120V119H240ZM64 121H66V119H64ZM63 120H59V123H57V124H59L58 125V127H63V126H65V125H67L66 124V122H64ZM156 121V120H155ZM160 121V120H159ZM87 122V121H86ZM85 122V123H86ZM89 122V121H88ZM141 122V121H140ZM251 122V121H250ZM76 123V122H75ZM85 123H83V124H85ZM93 123H92V125H93ZM124 123H125V125H124ZM157 123H158V121H157ZM161 123V122H160ZM164 123V122H163ZM169 123V122H168ZM222 123V122H221ZM105 124V125H106ZM170 124V123H169ZM181 124H183V123H181ZM229 124V123H228ZM76 125V124H75ZM92 125H91V127H92ZM110 125V124H109ZM109 125H108V127H109ZM124 125V126H123ZM164 125V127H165V124H162V126ZM230 125V124H229ZM5 126V125H4ZM161 126V127H162ZM169 126V125H168ZM179 126V125H178ZM225 126V125H224ZM241 126V125H240ZM251 126V125H250ZM80 127V126H79ZM96 126L95 125H93V127L92 128H90V130L91 129H93V128H95ZM117 127V128H116ZM182 127V126H181ZM180 127V128H181ZM1 128V127H0ZM5 128V127H4ZM3 128V129H4ZM81 128V127H80ZM99 128V127H98ZM126 128V127H125ZM127 128V129H128ZM226 128V127H225ZM263 128V127H262ZM53 129V128H52ZM84 129V128H83ZM106 129V128H105ZM109 129V128H108ZM107 129V130H108ZM125 130L126 131V133H128L127 131H131V130ZM133 129V130H134ZM166 129V128H165ZM171 129V128H170ZM169 129V130H170ZM177 129V128H176ZM224 129V128H223ZM234 129V128H233ZM5 130V129H4ZM76 130H77V128H76ZM82 130V129H81ZM132 130V131H133ZM147 130V129H146ZM172 130V129H171ZM264 130V129H263ZM3 131V130H2ZM44 131V130H43ZM68 131V130H67ZM99 131V130H98ZM130 132L129 133V135H128V137H126L127 139L126 140H128V139H131L132 140V138H133V136H135L134 134H133V132L135 131H133V132ZM137 131V130H136ZM135 131V134L137 133ZM157 131V130H156ZM69 132H70V130H69ZM69 132H67V133H69ZM76 131H74V133H75ZM87 132H88V130H87ZM96 132V131H95ZM140 132V131H139ZM150 132V131H149ZM158 132V131H157ZM170 131H168V133H169ZM5 133V132H4ZM6 133H7V130H6ZM58 133V132H57ZM73 133V134H74ZM167 133V132H166ZM224 133V132H223ZM253 133H255L254 131H253ZM65 134V133H64ZM83 134V133H82ZM99 134H102V133H99ZM148 134V133H147ZM252 134V133H251ZM8 135H4V137L5 136H8ZM41 136V137H40ZM72 136V135H71ZM84 136V135H83ZM88 136V135H87ZM154 136H156V134L154 135ZM161 136H163V138H165L164 136H165V134L164 135H162V133H161ZM161 136L159 137V138H161ZM3 137V138H4ZM78 137V136H77ZM91 137H92V140H94L93 139V136L91 135ZM132 137V138H131ZM168 137V136H167ZM170 137V136H169ZM181 137V136H180ZM250 137V136H249ZM56 138V137H55ZM55 138H54V140H55ZM68 138V137H67ZM98 138V137H97ZM96 138V139H97ZM121 138V137H120ZM252 138V137H251ZM125 139V138H124ZM123 139V140H124ZM137 139V138H136ZM140 139V138H139ZM154 139H156V138H154ZM169 139V138H168ZM5 141H7V139H4ZM122 140V139H121ZM119 141V142H122V141ZM166 140H167V138H166ZM252 140V139H251ZM40 141V140H39ZM39 141H35V142H38L37 144H39ZM164 141H165V139H164ZM163 140H162V143L163 144H165L166 146H167V142L165 143ZM8 143H9V141H7ZM27 142V143H26ZM41 142V141H40ZM81 142H83V141H81ZM86 142H87V140H86ZM128 142H130L129 140H128ZM170 142V141H169ZM186 142V141H185ZM225 142V141H224ZM5 143V142H4ZM26 143V144H25ZM85 142H83V143H81L80 144V148L83 150V151H81V152H84V150H85V148H86V146L88 145V143H86V144H84ZM131 143V142H130ZM139 143V142H138ZM3 144V143H2ZM13 144V143H12ZM11 144V145H12ZM36 144V143H35ZM35 144H31L32 145V147H33V145H35ZM37 144H36V147H40V146H37ZM128 144V143H127ZM171 144H172V142H171ZM174 144V143H173ZM6 145V144H5ZM9 145V144H8ZM7 145V146H8ZM14 145V146H15ZM64 145L65 146H67V143H64ZM86 145V146H85ZM131 145H133V144H131ZM168 145H170L169 143H168ZM10 146V145H9ZM16 146H15V148H16ZM27 146V145H26ZM117 146V145H116ZM130 146V145H129ZM28 147H31L30 145H28L27 147H25L24 149H26V148H28ZM219 147V146H218ZM223 147V146H222ZM11 149H12V146L10 147ZM10 148H8V149H10ZM33 148H35V146L33 147ZM42 148V147H41ZM120 148H122V147H120ZM124 148H125V146H124ZM148 148H150V147H148ZM7 149V148H6ZM7 149V150H8ZM36 149V148H35ZM115 149V148H114ZM167 149V148H166ZM168 149H170L169 147H168ZM185 149H186V146H185ZM6 150V151H7ZM27 150V149H26ZM31 151V150H30ZM149 151H151L150 149H149ZM191 151V150H190ZM196 151V150H195ZM201 151V150H200ZM5 152V151H4ZM9 152H11V151H9ZM87 152V151H86ZM120 152V151H119ZM154 152V151H153ZM183 152H185V151H183ZM187 152V151H186ZM91 153V152H90ZM97 153V152H96ZM152 153V152H151ZM168 153V152H167ZM2 154V153H1ZM4 154H6V152L4 153ZM24 154V153H23ZM28 154H30V153H28ZM184 154H186V153H184ZM11 155V154H10ZM25 155H26V153H25ZM24 155V156H25ZM157 155V154H156ZM192 155V154H191ZM203 155V154H202ZM6 156V155H5ZM87 156V155H86ZM110 156V155H109ZM134 156V155H133ZM26 157V156H25ZM118 157H120V156H118ZM6 158H8V157H6ZM24 158V157H23ZM56 159L58 158L59 159V161H57L56 160V164H55V166L53 167V170H52V172L53 171H55V170H57L58 168V170H60V167H61V165H62V160L59 158V156H57V157H55ZM84 158H86V161L88 160L89 162H92L93 163V159H92V154H90L89 156H87V157H84ZM115 158V157H114ZM134 158V157H133ZM164 158L165 157H163V158H160L161 160V162H160V164H162L163 163V161H164ZM192 158V157H191ZM196 158V157H195ZM194 158V159H195ZM109 159H110V157H109ZM156 159V158H155ZM262 159V158H261ZM1 160H3V159H1ZM118 160V159H117ZM166 160V159H165ZM187 160V159H186ZM85 161V160H84ZM111 161H116L115 159H113L112 160V158L110 159V162ZM130 161V160H129ZM141 161V160H140ZM154 161V160H153ZM152 161V162H153ZM184 161V160H183ZM117 162V161H116ZM136 162V161H135ZM147 162H148V160H147ZM197 162V161H196ZM126 163H128V162H126ZM130 163V162H129ZM137 163V162H136ZM145 163V162H144ZM149 163V162H148ZM187 163V162H186ZM210 163H212V162H210ZM222 163V162H221ZM149 164H151V161H150V163ZM153 166L152 167H150V166H147V167H145V169H140L139 168V170H141V172L139 171V173H138V171H137V173H136V171H135V175L137 174V178H136V180L134 181H130V183L128 184V186H127V188H129V190H131L132 192L136 189L137 190V192H138V190L140 189V187L143 185V184H145L146 183V180H147V178L148 177H151L152 175H151V173H152V170L154 169H156V168H158V163H157V160L156 161H154L153 163ZM259 164H261V163H259ZM15 165V164H14ZM147 165V164H146ZM158 165V166H157ZM232 165V164H231ZM65 166H66V162H65ZM88 166V165H87ZM109 166V165H108ZM119 166V163L117 164V163H114V162H111L110 163V166L109 167H112V168H114V167H118ZM125 166V165H124ZM133 166V165H132ZM136 166V165H135ZM188 166V165H187ZM217 166V165H216ZM262 166V165H261ZM264 166V165H263ZM213 167H214V165H213ZM23 168V167H22ZM66 169H67V167H65ZM70 167L68 166V169H69ZM80 168V167H79ZM92 168V167H91ZM93 168H95L94 166H93ZM128 168H129V166H128ZM210 169H212V167H209ZM217 168V167H216ZM230 168V167H229ZM67 169V170H68ZM122 171H123V168H120ZM148 169V170H147ZM150 169V170H149ZM152 169V170H151ZM214 169V168H213ZM79 170V172H80V169H78ZM88 170V169H87ZM86 170V171H87ZM89 170H90V167H89ZM132 170V169H131ZM153 170V171H154ZM187 170V169H186ZM189 170V169H188ZM219 170V169H218ZM228 170V169H227ZM260 170V169H259ZM92 171V170H91ZM90 171V172H91ZM125 171V170H124ZM130 171V170H129ZM133 171V172H134ZM166 171V170H165ZM181 171H182V169H181ZM191 171V170H190ZM190 171H188V172H190ZM202 171V170H201ZM6 172V171H5ZM56 172H58V171H55L54 173H56ZM132 172V173H133ZM183 172V171H182ZM182 172H180L179 171V173H178V175H176L177 174V172H176V177H175V179H173V178H171V179H173V180H170L169 182H167V184H165L164 186H161V187H157V186H154V184H150L149 185V187H148V189H146L147 191L145 192V193H143V195H142V197H144L145 196V200L142 202V203H146L145 205L147 206V204L150 202V200H151V196L152 195H158V193L159 192H161V194H162V191L164 192V193H167V195L166 194H164V195H166L165 197L167 198V196H168V198L170 199L169 201H168V198L167 199H165V197H164V195L162 194V196L164 197L163 199H161V200H163V202H161V200L158 202L157 201V203H159L158 204V209H160V210H158L159 211V213L161 212L162 213V215L160 216V214L157 212V213H154L152 216H150V217H148V218H145V222H146V224H144V223H141V224H143V226L139 229V231L137 230V226H138V224H140V222L139 221H141L140 219H141V214H140V212H139V210H132L131 212H130V214L128 215V216H126V218H128V219H126V220H120V221H123V222H121L119 225H117V220L115 221V219L114 220H112V221H109L110 220V218H107L108 220H106V217L103 219V221H101L99 218H98V213L101 211V208H96L95 209V211H96V215L93 217L92 215H89L88 217H90V216H92V217H90L89 219H88V217H86V218H84V213H82V210H84V208H83V206H84V203L86 202V201H88V200H85L86 198H89V193H91L90 191H92V190H88V189H91L90 187H91V185H90V187H89V185H88V181H87V177L85 176V175H83V173H82V171H81V173H80V175H81V180H82V182H84L85 180L87 181V184H86V182L85 183H81V186L79 187L80 188V190H79V192L77 193V192H74V193H71V189H72V185L75 183V178L73 177V181L72 182H70V183H68L67 185H66V190H64L63 191V193H62V197L60 196V197H58V195H59V193H58V195L55 193V195H52L53 193L52 192H54V191H51V189H50V187H51V183H49L48 184V182H46V183H43L42 185H41V183H38L37 181V183H38V185L39 186H41V188L39 189H37V190H41L42 192L44 191V192H46L47 193V188L48 189H50L49 190V192H50V194L52 195V197L53 196H55V198H61V200H62V198H65V200L63 199V201L65 202V201H67V199L70 201H68L69 203L68 204H64L65 205V208L67 209L68 207L70 208V213H67L66 211L64 212H62V214L60 213V211H57L58 212V214H60V217H57V216H59V215H54V214H52V213H50L48 216H46L45 214H44V216L42 217V218H40V216H39V218L40 219H42L44 222L45 221H47L48 219H50L51 220V218L53 219V216H54V219H55V217L59 220L58 222H56V224L55 225H53L54 227L52 228L53 229V231L55 232V236L53 235V236H50L49 235V238L48 239H46L45 238V240L44 241H46V242H43V244H41L42 245V247L40 248V250H38V253H34L33 255H31V256H33L32 258H34L35 259V262H37V263H35L34 261V263H32V262H30V263H28V261H26L28 264H46V262L48 261L49 263H50V261H49V259L51 258V256H53V255H57L56 256V258H58V259H56L55 258V261L57 262H54L53 264H151L152 262H154V260H156V258H158L160 255H158L160 252H162V249L163 248H165L166 247V245L164 246V244H163V241L164 240H166L167 239V233H168V230H171V228H169V226H171L172 225V223H171V221H170V219H169V212H168V210H166L169 206H167L168 204L169 205H171L170 206V208H173L172 207V205H174L175 203H176V201H177V199L180 197V195H183V193H184V191H185V193H186V190H185V188H187V181L186 180H188L187 178H189V176H187L186 177V179H185V175H188L187 173L183 176V173ZM186 172V171H185ZM218 172H220V171H217L216 169H214V173L216 174V173H218ZM25 173V172H24ZM78 173V172H77ZM222 173V172H221ZM60 174V173H59ZM156 174V173H155ZM154 174V175H155ZM57 175H58V173H57ZM57 175H54L53 173H52V175H51V177H49V181H55V179H57L56 180V182L58 181V177H57ZM151 175V176H150ZM167 175V174H166ZM209 175V174H208ZM221 176L223 175V174H220ZM3 176V175H2ZM26 176V175H25ZM49 176V175H48ZM59 176V175H58ZM102 176V179L104 178V177H107V178H109V175L108 174H103V175H101ZM134 176V175H133ZM178 176V177H177ZM201 176V175H200ZM204 176V175H203ZM159 177V176H158ZM169 177V176H168ZM174 177V176H173ZM38 178H40V177H38ZM38 178H36L37 180H39ZM79 178V177H78ZM95 178L96 177H94V178H92L91 180H93V182H95L96 183V181H98V179L96 178V180H95ZM111 178V177H110ZM114 178V177H113ZM118 178V177H117ZM205 178V177H204ZM212 178V177H211ZM216 178V177H215ZM258 178V177H257ZM4 179V178H3ZM9 179V178H8ZM22 180H23V178H21ZM25 179V178H24ZM29 179V178H28ZM34 179V178H33ZM32 179V180H33ZM36 179H34V180H36ZM115 179H116V177H115ZM149 179V178H148ZM165 179H167V178H165ZM231 179V178H230ZM253 179V178H252ZM260 179V178H259ZM31 180V179H30ZM31 180V181H32ZM45 180V179H44ZM79 180H80V178H79ZM205 180V179H204ZM257 180V179H256ZM27 181H29V180H27ZM26 181V182H27ZM30 181V182H31ZM103 181V182H102ZM119 181H120V179H119ZM162 181V180H161ZM160 180H159V182H161ZM166 181V180H165ZM216 181V180H215ZM259 181H261V179L259 180ZM263 181H264V179H263ZM7 182V181H6ZM24 183H25V180L23 181ZM30 182H29V185H31L30 184ZM33 182V181H32ZM31 182V183H32ZM36 182L34 183V184H36ZM40 182V181H39ZM105 182V184L107 183V180H105V179H103V180H101V184H103ZM163 182V181H162ZM218 182H220V181H218ZM253 182V181H252ZM258 181H256V183H257ZM8 184H9V182H7ZM14 183V182H13ZM32 183V184H33ZM55 183V182H54ZM127 183H128V181H127ZM126 183V184H127ZM134 183H136L135 185H134ZM201 183V182H200ZM199 183V184H200ZM6 184V183H5ZM10 184H11V181H10ZM53 184V183H52ZM80 184V183H79ZM124 184V183H123ZM123 184H122V186H123ZM158 184H161V183H157V185ZM219 184V183H218ZM255 184V183H254ZM1 185V184H0ZM13 185H15V184H13ZM20 185V184H19ZM27 185H28V183H27ZM54 185H56V184H54ZM53 185V186H54ZM104 185V184H103ZM161 185H163V184H161ZM203 185V184H202ZM201 185V186H202ZM210 185V184H209ZM228 186L227 187H229V184H227ZM251 185H252V183H251ZM11 186V185H10ZM16 186V185H15ZM25 186V185H24ZM34 185H32V187H33ZM52 186V187H53ZM106 186V185H105ZM193 186V185H192ZM249 186V185H248ZM256 186V185H255ZM254 186V187H255ZM14 186H12V188H13ZM32 187H29V188H32ZM35 187V186H34ZM36 187H38L37 186V184H36ZM55 187V186H54ZM53 187V188H54ZM102 187H104V186H102ZM203 187H204V185L202 186V191L206 188H204L203 189ZM217 187V186H216ZM250 187V186H249ZM257 187V186H256ZM258 187H260L261 189H262V191L261 192H263V195H264V182H258ZM6 188H8V187H6ZM5 188V189H6ZM11 188V189H12ZM19 188V187H18ZM18 188H16V190L18 189ZM21 188H23L22 186H21ZM53 188H52V190H53ZM123 187H121V189H122ZM135 188V189H134ZM188 188H190V187H188ZM188 188H187V190H188ZM194 188L195 189H197V186L195 187L194 186ZM251 188V187H250ZM24 190L25 189H28V187H24L23 188ZM22 189V190H23ZM56 189V188H55ZM121 189L120 190H118V194L120 193V191H121ZM207 189V188H206ZM249 189V188H248ZM259 189V188H258ZM8 190V189H7ZM6 190V191H7ZM33 190V189H32ZM101 190V189H100ZM102 190H104V188L102 189ZM126 190H128V189H126ZM145 190V189H144ZM5 191V192H6ZM27 191H30L29 189L27 190ZM36 191V190H35ZM131 191H127L128 193L129 192H131ZM140 191V190H139ZM197 191V190H196ZM196 191H195V194H196V196H198L197 195V193H196ZM259 191V190H258ZM257 191V192H258ZM37 192V191H36ZM36 192H34L33 193V195L36 193ZM39 192V191H38ZM43 192V193H44ZM62 192V191H61ZM104 192V191H103ZM102 192V193H103ZM117 192V191H116ZM126 191H125V193H127ZM135 192V191H134ZM134 192L132 193V194H134ZM142 192V191H141ZM153 192V193H152ZM198 192V191H197ZM1 193H2V191H1ZM0 193V194H1ZM3 193H4V191H3ZM19 193V192H18ZM24 194H27V192L25 193V192H23ZM122 193H124V189H123V192ZM124 193V194H125ZM188 193V192H187ZM193 193V192H192ZM204 193V192H203ZM253 193V192H252ZM5 194V193H4ZM14 194V193H13ZM24 194L22 195V196H24ZM30 195H31V193H29ZM38 194V193H37ZM48 194V193H47ZM160 194V193H159ZM160 194V195H161ZM249 194V193H248ZM3 195V194H2ZM2 195H0V197H2ZM28 195V194H27ZM30 195H28V196H30ZM42 195H45V194H42ZM57 195V196H56ZM68 197H67V196ZM120 195H121V193H120ZM119 195V196H120ZM135 195V194H134ZM156 195V196H157ZM189 195V194H188ZM194 195V194H193ZM200 195H201V193H200ZM239 195V194H238ZM237 195V196H238ZM240 195H243V194H240ZM262 195V194H261ZM10 196V195H9ZM40 196V195H39ZM184 196V195H183ZM236 196V197H237ZM246 196V195H245ZM260 196V195H259ZM5 197V196H4ZM4 197H2V198H4ZM27 197V196H26ZM25 197V198H26ZM34 197H35V199H36V197H38V195H34ZM47 197V196H46ZM153 197H155V196H153ZM182 197V196H181ZM189 197V196H188ZM239 197V196H238ZM253 197H254V195H253ZM8 198V197H7ZM10 198H11V196H10ZM16 198V197H15ZM14 198V199H15ZM21 198V197H20ZM23 198V197H22ZM31 198L33 199V197L31 196ZM40 198V197H39ZM42 198H44L43 196H42ZM42 198H40V199H42ZM54 198V197H53ZM67 198V199H66ZM91 199H93V197H90ZM95 198V197H94ZM200 199H203V197L201 198V197H199ZM246 198V197H245ZM250 198H251V196H250ZM29 199V197L27 198V200ZM32 199H30L29 201H31ZM52 198L50 197V200H51ZM128 199V198H127ZM241 199H243V197H241L239 200H241ZM253 199V198H252ZM259 199V198H258ZM10 200V199H9ZM25 201H26V199H24ZM39 200V199H38ZM50 200H48V201H50ZM53 200V199H52ZM54 200H56V199H54ZM59 200V199H58ZM85 200V201H84ZM117 200V199H116ZM118 200H122L123 202L122 203H125L124 201H126V199H124V195H122V196H120L119 197V199ZM117 200V201H118ZM164 200H166V202H164ZM234 200V199H233ZM232 200V201H233ZM238 200V199H237ZM251 200V199H250ZM0 201H1V198H0ZM12 201H13V199H12ZM11 201V202H12ZM15 201H17V200H15ZM19 201V200H18ZM21 201V200H20ZM25 201L22 203V204H25ZM33 201V200H32ZM31 201V202H32ZM36 201V200H35ZM74 201V203H72ZM94 201V200H93ZM95 201H97V197H96V200ZM116 201V202H117ZM189 201V200H188ZM191 201H192V199H191ZM190 201V202H191ZM199 201H202V200H199ZM204 201L205 200H203L202 202L204 203ZM207 201V200H206ZM206 201H205V205H206ZM253 202H254V200H252ZM252 201H249V202H251L252 203ZM7 202V201H6ZM29 203V205H31V204H33V203ZM38 202V201H37ZM89 203H90V201H88ZM186 202H187V199H186ZM190 202H189V204H190ZM208 202H209V200H208ZM260 202V201H259ZM262 202H263V200H262ZM18 203V202H17ZM36 203V202H35ZM42 203V202H41ZM41 203H39L40 205H41ZM50 203V202H49ZM52 203V202H51ZM156 203V204H157ZM171 203V204H170ZM200 204V205H204V204ZM211 203H212V201L210 202V205H211ZM217 203V202H216ZM216 203H212V204H215L216 205ZM250 203V204H251ZM15 204V203H14ZM26 204H27V202H26ZM46 204V203H45ZM56 204H58V207L60 206V207H62V205H61V203H59L58 201H56ZM125 204H127V203H125ZM208 204V203H207ZM220 204V203H219ZM244 204V203H243ZM261 204V203H260ZM20 205H21V203H20ZM19 205V206H20ZM28 205V204H27ZM37 205V204H36ZM86 205V204H85ZM104 205H105V203H104ZM124 205V204H123ZM161 205V206H160ZM164 205V206H163ZM215 205H213L214 207H215ZM14 206V205H13ZM18 206V205H17ZM42 208H43V203H42ZM53 206V205H52ZM51 206V207H52ZM78 206H80V210H79V208H78ZM87 206V205H86ZM188 206V205H187ZM197 206H199V205H197ZM212 206V205H211ZM211 206L210 207H208V209L209 208H211ZM242 206V205H241ZM251 206H252V204H251ZM260 206L261 205H259V203L257 202V204L255 203L254 204V206H252V207H255V209L253 210L254 212L252 213V218L250 219V221H254V220H256V217L257 216H262L261 214H263V216H264V210H263V208L261 207L260 208ZM264 206V205H263ZM4 207H5V209H6V206L4 205ZM11 207V206H10ZM26 207V205H24V208ZM28 207H30V206H28ZM31 207L32 208H30L29 210L30 211H32L33 210V206L31 205ZM36 207V206H35ZM47 207V206H46ZM119 207H120V205H119ZM118 207V208H119ZM190 207V206H189ZM188 207V208H189ZM191 207H193V206H191ZM205 206H203L202 207V210L204 209V210H206V208H204ZM207 207V206H206ZM214 207H212V208H214ZM222 207H224V205H221L220 207H217V209L219 210V211H217V210H211V214L207 217V218H202L200 221H199V224L195 227L196 228V231H195V233H192L193 232V230L195 229H192L191 228V226H189L190 227V229H189V231H184L183 232V234L184 235H182L181 236V238H182V241H185V240H187L182 246H181V248H180V255H179V252L177 253L178 255H179V257H178V260L179 259H181L183 262L181 263V264H191V259L193 258H195L194 257V254H193V248L195 247L196 248V250L198 251L197 252V254H198V258L206 251V250H208L209 249V247H210V245L211 244H214V248H213V250L214 251H216L217 250V248L219 247V245H217L215 242L216 241H218L217 239V232L219 231V229H221V225H224V227H225V229H229V231H228V229H227V231H226V233L228 232V234H229V236H228V241L226 240V237H224V239L220 236V241H222V239L224 240L223 242L225 243V246H223V256H222V259H221V261H220V264H264V237L263 238H258V234L256 235V231L258 230L259 231V226H261L262 224H257L258 223V221L255 223V222H253V225H254V229H256V231L254 230V229H252L253 228V226L250 228V229H248V228H246V227H241L239 224H238V221H239V219L240 218H238L237 217V215H235V213L233 214V207L232 208H230L229 207V209L228 210H226L227 209V207L226 208H224L223 210H221L220 211V209L222 208ZM3 208V207H2ZM41 208V209H42ZM50 208V207H49ZM49 208H48V210H49ZM55 208H57V207H55ZM83 208V209H82ZM93 208V207H92ZM127 207H126V205L124 206V207H122L121 209L119 208V209H117L116 211H117V213H119V212H122V214H123V212L125 211V209H126ZM137 208V207H136ZM187 208V207H186ZM194 208H195V206H194ZM196 208H198V207H196ZM201 208V207H200ZM259 208L260 209H262V210H259ZM37 209H39L38 207H37ZM40 209V210H41ZM65 209V210H66ZM179 209V208H178ZM192 209V208H191ZM29 210H28V212H29ZM79 210V211H78ZM94 210V209H93ZM146 210V209H145ZM166 210V211H165ZM199 210V209H198ZM235 210V209H234ZM35 211V210H34ZM37 211V210H36ZM39 211V210H38ZM47 211V210H46ZM154 210H152V212H153ZM169 211H173V210H169ZM178 211V210H177ZM188 211H190V208H189V210ZM201 211V210H200ZM7 212V211H6ZM43 212V211H42ZM50 212V211H49ZM48 212V213H49ZM102 212V211H101ZM104 212V211H103ZM167 212H168V214H167ZM186 212V211H185ZM195 212H197V209H196V211ZM202 212V211H201ZM206 212V211H205ZM30 213V212H29ZM28 213V214H29ZM33 213V212H32ZM95 213V212H94ZM125 213L126 212H124V215H125ZM208 214L210 213V212H207ZM39 214H41V213H39ZM57 214V213H56ZM66 214H68V219H66L65 217H67V215ZM81 214V215H80ZM196 214V213H195ZM206 214V213H205ZM204 214V215H205ZM94 215V214H93ZM110 215V214H109ZM113 215V214H112ZM119 215V214H118ZM200 215V214H199ZM202 215V214H201ZM207 215V214H206ZM205 215V216H206ZM100 216V215H99ZM115 216H116V212H115ZM120 216V215H119ZM118 216V218H120ZM123 216V215H122ZM144 216V215H143ZM262 216V217H263ZM186 217V216H185ZM188 217V216H187ZM195 217V215H193L192 216V218L189 220V222H190V224L191 225H193L192 227H194L197 223H195V221H194V218ZM199 217V216H198ZM197 217V218H198ZM9 218V217H8ZM39 218H35L36 220H38ZM196 218V217H195ZM255 218V219H254ZM53 219V220H54ZM56 219V220H57ZM91 219H96L97 220V222L94 224V226L92 227V228H90V225H92V222H91ZM264 219V218H263ZM27 220V219H26ZM62 220H64V221H62ZM79 220V221H78ZM34 221V220H33ZM39 221V220H38ZM49 221V220H48ZM55 221V220H54ZM53 221V222H54ZM64 222V223H66V224H64L63 225V223L62 222ZM67 221V222H66ZM78 221V224H77V227L76 228H74V223H76ZM181 221V220H180ZM264 221V220H263ZM52 222V223H53ZM242 222V221H241ZM251 222V223H252ZM260 222V221H259ZM61 223V225L60 226H58L59 224ZM91 223V224H90ZM200 223H204V225H202V227L200 226ZM231 224V225H233L234 224V227L233 226H231V225H227V224ZM255 223V224H254ZM180 224H181V222L179 223V225H178V227H179V230H178V235H180L181 233H182V229H183V227H186V225L184 224V225H181L180 226ZM226 224V225H225ZM263 225H264V223H263ZM262 225V226H263ZM55 226H58V227H56L55 228ZM68 227V229H70V230H74V232H73V234L70 236V237H68V235L69 234H67V240L65 241V242H63V237H62V235L64 236L65 235V230H67L65 227ZM228 226H231V227H228ZM262 226H261V228H262ZM2 227V226H1ZM188 226H187V228H189ZM200 227H201V229H200ZM264 227V226H263ZM64 228H65V230H64ZM8 229V228H7ZM184 229H186V228H184ZM222 229H224V228H222ZM263 229V228H262ZM12 231V230H11ZM33 231V230H32ZM35 231V230H34ZM110 231V232H109ZM257 231V232H258ZM30 232H31V230H30ZM72 232V231H71ZM109 232V233H108ZM185 232H186V234H188L189 232H191L190 234H192V235H190L189 236V238L191 237V236H194V235H196V237H195V239L193 240V242L191 243V245L189 244V254L187 255H185L183 258H182V250H184V248H183V246H185V245H187L188 244V242H189V238L187 239V235L185 234ZM12 233V232H11ZM50 233V232H49ZM59 233H60V235H59ZM138 233H140V234H142L141 235V237H139V235H138ZM259 233H262V232H259ZM28 234H29V232H28ZM56 234H57V236H56ZM38 235V234H37ZM80 235H82V236H80ZM262 235V234H261ZM21 237L23 236V235H20ZM20 236H18V237H20ZM30 236V235H29ZM28 236V237H29ZM31 236H33V235H31ZM264 236V235H263ZM28 237H26V239L28 238ZM53 237V238H52ZM58 237H60V238H58ZM76 237H79V239H78V242L77 243H72L73 241H74V239L75 240H77L76 239ZM175 237V236H174ZM179 237V236H178ZM29 238H31V237H29ZM33 238V237H32ZM31 238V239H32ZM176 238V237H175ZM23 239H24V237H23ZM25 239V240H26ZM53 239H55L56 241H54ZM28 240V239H27ZM33 240V239H32ZM53 240V242H51L50 243V245H49V242L50 241H52ZM6 241V240H5ZM4 241V242H5ZM9 241L10 242H12L11 241V239H9ZM29 241V240H28ZM180 241V240H179ZM219 241V242H220ZM23 242V241H22ZM218 242V243H219ZM223 242H221V243H223ZM6 243V242H5ZM179 243V242H178ZM177 243V244H178ZM221 243H219L220 245H221ZM69 245L68 247H70L71 249H62L61 247L63 246H65V245ZM2 245V244H1ZM3 245H5V244H3ZM21 245V244H20ZM49 245V246H48ZM176 245V244H175ZM174 245V246H175ZM230 246V249L228 248ZM5 247H7V246H5ZM4 246H0V264H8V260H7V256H8V253H6V251L8 252V250H4V248H5ZM16 247V246H15ZM32 248V247H31ZM60 248L62 249V251L60 250ZM179 248V247H178ZM177 248V249H178ZM175 249H176V247H175ZM61 252H60V251ZM174 250V249H173ZM17 251H19L18 249H17ZM30 251V250H29ZM59 251V252H58ZM163 251H164V249H163ZM174 251H176V250H174ZM168 253H169V251H167ZM22 253H23V251H22ZM168 253H165V254H168ZM28 254H29V257H30V253L28 252ZM160 254H162V253H160ZM164 254V255H165ZM174 254V253H173ZM18 255H19V252H18ZM21 255V254H20ZM228 255H230V256H232V259H228ZM173 256V255H172ZM16 257V256H15ZM21 257V256H20ZM25 257V256H24ZM167 257V256H166ZM174 257H177V255H175ZM173 257V258H174ZM31 258V257H30ZM32 258H31V260H32ZM155 258V259H154ZM170 258H172L171 256H170ZM172 258V259H173ZM206 258H208V257H206ZM205 258V260L207 261V260H209V258L208 259H206ZM13 259V258H12ZM16 259V258H15ZM20 260H21V258H19ZM33 259V260H34ZM52 260L54 259V256L51 258ZM177 259V258H176ZM20 260H18V261H20ZM24 260H25V258H24ZM27 260H28V258H27ZM161 260H163V259H161ZM164 261V260H163ZM168 261V260H167ZM171 260H169V262H170ZM26 262H25V264H26ZM53 262V261H52ZM168 262V263H169ZM11 263H13V264H16L15 262H13V261H11ZM22 263V262H21ZM20 263V264H21ZM161 263H162V261H161ZM164 263H165V261H164ZM165 264H167V263H165ZM172 264H173V262H172ZM176 264V263H175Z\"/></svg>",
    "mask_w": 264,
    "mask_h": 264
}]
</instances>
